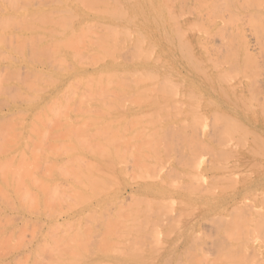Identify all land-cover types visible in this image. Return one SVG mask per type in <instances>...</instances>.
Here are the masks:
<instances>
[{
    "label": "rangeland",
    "instance_id": "1",
    "mask_svg": "<svg viewBox=\"0 0 264 264\" xmlns=\"http://www.w3.org/2000/svg\"><path fill=\"white\" fill-rule=\"evenodd\" d=\"M17 1L18 0H9V1L0 0V18H2V19H0V28H2V29H0V37H1L0 38V48L2 49V51L0 49V71H2V72H0V81L2 80L0 82V125H1L0 126L1 127L0 128V161L2 163L3 162L5 163L4 165H2V163L0 162V166L4 168V169L0 168V180H2V182H4L6 184L5 185L4 183H2L0 181V183H1L0 185H2V186H0V188L3 187V189L2 188L1 189L4 191V192H1L2 190L0 189V193H1L0 195L1 196L3 195L2 197L0 196V264H51V262H52V264H57V262H56L57 260H55V258H52V256H54V255L49 257V255H47L46 252L43 251V247L45 245L44 244H37L38 241L39 242L42 241V240H40V239H43L41 237V235L44 236V234H40V233H43V231L45 229H47V225L52 220V219H49L48 217H51V216L49 215V213L47 214V212L45 213L43 211L42 212L44 214H42V215H40V213H42V212H39V214L36 211L34 212V210H35L34 207H31V206L28 207L30 205V203H29L30 199L27 196L22 197L18 194L17 195L18 198H16L15 195L17 193L15 194L14 190H12V189H16L17 185L14 186L13 185L14 181H12V180H16L15 177H17V176H15L16 174L14 173V167L13 166L11 167V165L9 164L8 161L13 159V155L18 153L19 150L20 151L22 150L21 151L22 154L25 152L23 154L24 156L26 155L33 160H35L38 157L36 164H40L43 162L42 166L44 165V162H48V161L51 162V161H53V159H54V161H56V160L58 161L59 158H62V157H60V155L62 154L60 151V148L62 147L61 143L63 142V141L61 142L62 138L59 139L60 140L59 142H58V139H56V140L54 139V138H58V136H59L58 133H60L59 130H61V129H58V132L57 131L55 132L54 130H55V128L57 130V127L61 121L65 122L63 120L65 118H67V119L70 118L69 120L65 119L67 121L65 123H69L71 125H74L75 120H77V118H78V120L81 119L80 121H77L75 123L76 126L79 125L78 126V128H79L78 129V143H80V145L81 144L83 145L85 143L83 146H86V145L87 146H93V144H94V146H96L98 143L97 141H99V144H100V142H102L105 139L102 143L105 142V144H108V146L111 143L110 147L112 148V146L114 145L113 149H116L118 151L120 150L119 148H121L120 154H119L120 158H118L117 166H118V168L120 167V165H123L124 167L121 166V168L118 169L119 174H118V176H115V178H117V179L112 177L111 178L112 181L110 180V183L111 182H113V184L116 183L115 186H113L112 183H111V185L113 187H111L110 185L107 184L110 187L109 189L118 188L117 189L118 193L116 195L117 196L116 201L117 200L118 201L112 203L110 197L107 198L108 197L107 196L106 198H104L106 196L105 194L106 193L108 194V191L106 193H104L103 195L99 196V199H101L100 197L102 196L103 197L102 199L104 201H106L102 205H103V208L107 211H105L103 208H101L102 210H104V214H102L101 216H98V214H100V212H101V211L99 212V210H101V209H99L97 211L98 207H97L96 203L94 204V205H96L94 209L97 208L96 209L97 212L94 211V212H96V216H95L96 220H98V222L100 224L102 222L101 225L103 226V227H101L98 222H94V223H96L95 226L97 227L96 228L94 226V224H92L95 227L94 231L96 230L94 233H97V231L100 230L101 228H105V221L107 218L106 219L102 218L105 220L103 222L101 220V217H107L108 215H110V213L112 214L114 212V210H115L114 213H117V214L113 213L111 216L113 217V215H115L114 217H118L119 214H122L119 209H121L122 211L124 210L127 213L131 209V211H133L135 214V211L132 210L133 207H135L134 209H138L139 212L142 211V216H139L138 215L139 212H138L137 213L138 216L136 217L137 219L135 217H133L134 219L132 218L130 221L131 224L137 223L136 226H135V224H133V225L129 224V226L133 227L134 229L137 228V226H138L137 229L138 230L140 229L142 232L141 233L139 231L140 235L143 233H146L145 232L146 224H149L150 222H151L150 226L148 227V225H147V228L151 227L154 230H156V229L159 230V231L156 230V232H155L153 229L151 230V228H150V232L148 234L147 233H146V235L143 234L147 238V239L146 238L144 239L143 235L140 236L138 234H136V235L133 234V236H132V234H129L128 232L126 233L127 230L125 231L124 228H122V226L119 225L121 227L120 228L117 225L119 227V229L117 227L115 229H117L119 231L121 230V232L123 230L125 233L123 232V233H121V235L125 234L126 239H127V237L129 240H131L133 238L131 240V242L134 245L132 243H130L129 241H126V239L124 240L125 237L123 235H122L123 236L122 241L123 240L124 241L122 242L121 241L122 236L119 235V237H120L119 240H115V241H116V243H117V241L119 242L118 245H121L124 243L123 244L124 246L121 247V246L116 245L117 248H115V245L112 244V245H114L113 246L114 248H112V250H110L111 249L110 248L109 252L111 254H113V251L117 250L118 253H116V251L114 252V254H113L114 257L112 255L114 262H111V261H113L111 254H109L110 256H108L106 253V252H108L106 250V249H108L107 245L105 246L104 244H101V245L98 244L99 246H101V248H103L101 250V248L99 247V250H101V253L99 252V254H102L103 251L104 252L106 251L103 254L104 256L103 255L100 256L99 254H97V252L93 253L96 250L99 251L97 244H95L96 246H94V247H92L94 244L93 245L91 244L90 247L93 248V251H92V248H90V247L89 248H90V252L93 253L91 255V260L92 259L93 260H92V263L90 262L91 260H88L89 264L90 263L93 264L95 259H96V261H98L97 258L100 259V257L102 258L101 260L103 261L101 263H108V264H110V263H115V264H140V263H142V264H161V263L162 264H192V263L193 264H195V263L196 264H216L217 263V264H221V262H222V264H225V262H223V261H226V264H234V263L235 264H247V263L248 264H258V263L264 264V260H263L264 259V250H262L264 243H261L262 242L261 240L258 241L259 238H257L258 235L261 237H264V228H263L264 227V223H263L264 220L262 219L264 217L263 216L264 215V22H263L264 21V14H263L264 13L263 12L264 11V4H263L264 2H262L261 5L260 4L256 5L260 1L255 0V2H254L251 0L252 4L250 6H248L249 2L245 3L246 0H233V1H238V5H237V7H235V9H236V11H235L233 6H235L234 3L235 4H237V3L234 2L232 4L233 1L225 2L226 0H224V1H222V0H190V5L192 6V4H193L194 10H193V8H192V10L195 13H193V11L190 10V12L192 11V13H193V14L190 12L188 13V14H192V15H190V18L187 17V16H189L187 14L183 15V16L187 15L185 17H182V15L178 17V23L179 24L176 23L177 22L176 21L174 23V25L178 24L180 26V30L181 31L183 30L182 32H184V33H182L183 36H181V35L178 36L179 35L178 34L177 37H175L176 34L173 31L177 30L178 28L176 26H171L170 20H169L170 23H168V19H169L168 14L162 13L159 10L161 5L159 4L160 2H158V0H146V1L145 0H126L128 3L124 2L125 8L123 5L121 6V8L123 7L125 9V10L123 9L122 13L125 14L126 10H128L129 12L126 13L124 16V17L127 16L126 19L122 18V20H125V21H123L122 23H119V25L120 26L122 25L124 28L121 26L118 29L123 31V30H126L125 29L126 26L130 25V27H127V28H130L132 31H134V29H135V31L138 29L137 31L139 32V35L140 36L143 35L145 38L143 36L142 37L145 40H143V44H141L142 42L140 40H142V39H139V35L137 32H136V34L133 33L134 36H131V37L127 36L126 37L125 33H124V35H122L123 34L122 31H120V32H119V30L113 31V33L115 35L122 33L120 36V44L121 45L120 44L119 45L121 46V48H123V50H120L121 51L120 54H123V56H125L126 58H128V57L130 58L132 56L133 57L132 60H134V56L136 57L135 54H137V53H134L135 52L134 51V52H132L133 54H131L130 49H132L134 44L135 45L139 44L140 46H138V47H136L137 45L134 46V47L139 48V49H136L133 47L134 49H132V51L137 50L136 52H138L139 50L142 49V53H144L143 50H145V48H146V50L150 51L151 54L148 53L146 56L148 58H145V56L142 57L143 55L140 54L141 53V51H140L138 54H140L142 56H140V55L138 56V54H137L138 58H135V59L145 60L147 63L149 62L150 64L152 62V65H150L148 63L149 66L150 67L153 66V68H156L161 75L167 74L169 81L161 82V83L159 82L160 85L157 82V84L160 87L159 92H157L155 90V87L153 86L154 82H152V87H154V88H148V89L149 90L153 89L158 94L161 93L160 96L159 95L156 96L154 94L156 96V98L159 96V98H157V99L156 98L154 99L153 98L154 96L153 97L148 96L150 94L153 95L152 92L156 93L155 91L151 90V92L148 93L147 89H145V88L140 89L139 88L140 94H142L143 97L140 94L139 95L136 94V95H138V97L136 95L130 97V95H129V96H126V98H129V99L131 98L130 100H128L126 98L125 99L122 98V101L124 100L122 102L121 98H118V99H120V101L118 100L119 102L118 101L116 102L115 100L117 97L113 98L115 100H112L114 93H112L108 89L114 88V85H115V88L112 90H114V92L120 91L121 88H119V90H117L118 84L116 85V82H122L121 79L119 81L118 78H115L114 76H112V74L114 75V73H115L114 69L109 68L107 70V72L106 71L101 72L100 69L95 71L96 70L95 67L97 69H98V67L102 68L101 65L106 64V63L109 64L107 66H110V64L112 65V63L114 62L111 59L110 60L112 62L111 61H110L111 63L108 62L109 61L107 59L108 57L105 55V49H109V50L113 49V44L110 43L111 44V46H110L109 43H105V39H107V37L109 36V35L105 34V32H107V30H105V29L108 28V26H107V28H105V26L108 24L109 25L115 24L113 22L111 23V21H110L111 18H112V21L114 19H116L115 16H112L113 14H112L111 10L113 9V6L116 3L121 4L124 0H107V1L104 0L105 2L103 0H102L103 2L101 0L100 1L92 0L93 3H95V2L97 3V1H98V3L101 2V4L102 3H103V5L105 4L104 7H108L107 9L102 8V7H100L101 4L99 5L97 3L99 5L98 6L99 9L102 8L103 11H102V9H101V11L97 10L98 9L97 4H93L91 0H90L91 3L89 2L90 6H92V4H93V6L95 5L97 7L96 10H94V9L92 10L93 6H92V8H90L91 10H89V8L87 9V6H85V4L89 5V4H87L88 0H80L82 2H78V5L74 6L75 9L74 8L73 9L75 10L74 11L75 17H74V19H70V21H68V22H70V25L68 24V27L67 28L65 27V29L67 31H64V32H66L68 34L71 33L70 36H72L73 34L76 37L79 36L78 39L76 40L79 42H76V44H75V46L77 47L76 49L78 51V55L71 54V50L69 49V46H68V48H67V46L65 47V45H67L66 43H68L67 40H66L67 42H65V43L62 42V40L65 41V38L64 39L62 38V37H64L63 36L64 32H63V29L62 30L60 29V27H62L60 21L64 18V15H66V13H67V12L66 13L63 12V11H66L64 9L67 8L66 5L63 3V1L58 2V0H41L42 4L39 2V0H37V2L32 1V0H30V1L29 0L28 1L27 0L26 1L25 0H19L18 1L19 3H17ZM83 1L85 2V4H82V3H84ZM120 1H122V2H120ZM132 1L137 4V7L129 5L130 2H132ZM8 2H10V3H8ZM31 2L32 3L34 2L33 4H35V5H33ZM138 2H139V5H138ZM173 2H174V0H173ZM179 2H180V0H177L174 3L178 4ZM191 2H193V3L191 4ZM197 2H198V4L199 3L202 4V5L200 4V6L203 9L197 4ZM228 2L231 3V4H229L230 6H228V8H227L228 11H231L233 8L234 11L232 10L231 12L236 14L235 16L231 15L233 13L228 12L227 9L225 8L226 7L225 5H227ZM161 3H163V2H161ZM169 3H171V0H169ZM45 4H47V5H45ZM62 4H64L65 8L63 7ZM127 4H128V6H127ZM239 5H240L241 9L239 8ZM10 6H12V7H10ZM53 6H55V7H53ZM109 6L111 7V10L109 9L110 8ZM223 6H225V7H223ZM259 6L261 8H259ZM130 7H131V9H130ZM229 7H232V8L229 9ZM49 8H51L53 10V12ZM53 8H55L56 10L58 9L59 11L58 10L56 11ZM30 9H31V12H30ZM46 9L49 12H47ZM135 9L137 10V12ZM198 9H199V11H198ZM238 9H240V10L238 13H236L238 11ZM255 9L259 10L258 11L259 13ZM38 10H40V11H38ZM42 10H43V12H42ZM109 10H110L109 14L108 13L107 14L101 13V12H109ZM253 10H255V11H253ZM45 11H46V14L47 13L50 14L51 12H52L51 14L54 13L53 15H49V18L51 16L54 17V15L55 16L58 15L59 12L65 13V14L64 15L62 14V17H61V13L58 16H56V17L61 18V20L57 21L60 23H55L54 21H56L57 18L55 17L56 19L53 18V19H55V20H53L51 17V20H53L51 22V20L48 18V14L47 15L45 14ZM200 11H201V14H199ZM55 12H58V14L57 13L55 14ZM32 13H33V15H32ZM34 13H36V14H34ZM214 13H215V16H214ZM85 14L86 15L88 14V15L86 16ZM133 14L135 17L133 16ZM247 14H250V15L247 16ZM7 15H9V16H7ZM12 15H14V16H12ZM201 15L204 17L206 16V17L204 18ZM29 16H31V17H29ZM35 16H38V17H35ZM45 16L50 20V22ZM195 16H196V21H195V19H193V18H195ZM13 17H15V18H13ZM104 17H106V18H104ZM130 17L131 18L134 17L136 22L133 19H132V22H130L129 21V20H131ZM186 17L189 20L185 19ZM75 18L79 19L81 22L79 20H75ZM253 18H255V19H253ZM28 20H30L31 24L28 22ZM67 20L68 19H66V21ZM71 20L73 21V23ZM126 20H128V21H126ZM62 21L64 22V19ZM66 21L64 22L65 25L68 23ZM97 21H98V23H97ZM107 21H109V22H107ZM191 21L195 22L196 24L193 25V23ZM198 21L199 22L203 21L202 23H204V25L199 23L198 29H200V31L195 29ZM3 22H5V23H3ZM10 22H11V24H10ZM74 22H77V23H74ZM94 22L96 23V25L100 23L99 25H97L98 28L96 27L98 30L95 28L96 25L94 24ZM190 22L192 23V25ZM222 22H223V24H222ZM8 23H9V26H8ZM40 23H43L45 25H42ZM135 23H137V24H135ZM186 23L187 24L190 23V25H191V27H190L191 29L188 28L189 26L188 27L186 26V29H188V30L190 29L189 32H188V30L186 31V29H185ZM219 23H221L222 25ZM231 23L232 24L234 23V24L232 25ZM4 24H5V26H4ZM75 24H77V25H75ZM102 24L103 25L105 24V26H102ZM183 24H184V26H183ZM6 25L8 26V28ZM31 25H34V27L37 26L36 27L37 30H36V28H33ZM39 25H41L42 27ZM62 25H64V24H62ZM71 25H74V27ZM86 25L88 28L85 27ZM91 25H92V27H94V29L91 27ZM132 25H134V26H132ZM200 25H203L204 27L202 26L203 28L202 27L200 28ZM50 26H51L53 31L51 30V28H49ZM55 26H57V27H55ZM64 26L62 28H64ZM99 26H101V27L99 28ZM136 26H137V28H136ZM208 26L209 27L211 26V27L209 28ZM44 27H46L47 30ZM54 27L57 29H55ZM102 27H103V29H102ZM139 27H140V29H139ZM174 27H175L174 30H170V29H173ZM30 28H32V29H30ZM71 28H75V29L72 30ZM84 28L86 29V31ZM91 28L94 31L89 30ZM121 28H123V29H121ZM192 28H194L193 31H192ZM233 28H235V29H233ZM109 29L111 30L110 26H109ZM109 29H108V31H110ZM166 29H167L168 33L166 32ZM55 30L57 32L58 31H61V32L57 33ZM103 30H104V32H102ZM139 30H142V31L144 30V33L142 31H139ZM54 31L56 32L55 34H54ZM69 31H70V33H69ZM224 31H227L228 33L224 32ZM229 31H231V32H229ZM238 31H240V32H238ZM140 32H142V34H140ZM175 32H177V31H175ZM9 33L11 36L7 35ZM28 33H30L31 35ZM99 33H102L100 35L102 36L101 39L102 40L104 39L103 44H101L102 46L93 45L96 42L94 38L99 39L101 37L99 35ZM110 33H111L110 37L114 36V35H112V32H110ZM202 33H204V34H202ZM33 34L38 35L37 37H39L42 34L39 37V38H41V37L42 38L41 39L38 38L40 41L36 40L37 37L35 35H34L35 37L32 38ZM180 34H181V32H180ZM95 35H98L100 37L95 36ZM191 35H192V37H191ZM8 36L11 38H9ZM28 36H29V38L30 37L31 38L29 39ZM48 36H49V38H48ZM80 37H83L82 40H80L81 39ZM125 37L128 39H126ZM135 37H136V39H135ZM147 37H148V39H147ZM179 37H180V39H179ZM22 38L24 40H22ZM54 38L56 39L55 41H54ZM184 38L186 41L184 40ZM16 39L19 40V42H17ZM27 39L33 40V43ZM138 39H139V42H141V43H138V41H137ZM146 39H147V41H146ZM22 42H23V45L25 43L26 46L25 45L23 46ZM34 42H35V44H34ZM43 42H45V43H43ZM47 42L50 44H48ZM187 42H188V44H187ZM199 42H201V43H199ZM7 43H8V45H7ZM9 43H10V45H9ZM146 43H148V44H146ZM183 43L187 44V46L188 45L189 46L187 47ZM243 43H244V48H243ZM47 44H48V47H49V45H51L52 47L50 46L49 47L50 49L47 48V50H49L50 53L45 51V53L47 54V56H46V55H44L45 53L42 50L46 49ZM182 44L184 46H182ZM73 45H74V42L71 46H73ZM92 45H93V48H92ZM197 45L202 46V47L200 48ZM29 46H30V48H29ZM41 46L44 49H42ZM71 46H70V48H71ZM75 46L72 47V51L74 50ZM98 46L100 47V49H98ZM141 46H142V48H141ZM3 47L6 49H4ZM63 47H65V48H63ZM78 47L81 49L79 50ZM241 47H242V49H241ZM184 48H187V50ZM53 49H55V51L57 50V52L56 53H55V51L53 52ZM58 50H59V52H58ZM189 50H190V53H189ZM29 51H31V52H29ZM33 51L35 53L38 51H41V52H38V53H40L38 55V53L35 54ZM169 51H171V52H169ZM100 52H101V54H100ZM27 53H30V54H27ZM56 54L57 55L59 54V55L57 56ZM241 54H243V56ZM23 55H25V56H23ZM27 55H30V56L32 55L31 58H33V60L31 59L32 61H29L28 58H30V57L28 56V58H27ZM54 55H55V58L53 57ZM71 55L76 57V59L74 60V58ZM238 55H240L241 57ZM34 56L36 59H34ZM37 56H39V58ZM45 56H46V59H45ZM151 56L154 59H152ZM50 57L54 58V59H51ZM149 57H151V59ZM47 58H50L49 62H45V61H48ZM63 58L65 59V61ZM93 59L97 62H95ZM239 59H241V60L239 61ZM70 60L72 62H70ZM75 61L78 62V64ZM238 61L241 62L242 64L240 65V63ZM8 62L10 64L7 65ZM12 62H13V64H12ZM49 63H51V64H49ZM63 63H65V64H63ZM75 63H76V65H75ZM84 63H85V65H84ZM57 64H59V65L57 66ZM66 64L68 66V69H67ZM69 64H72V65H70L72 67H69ZM34 67H35V69H34ZM76 67H78V68H76ZM79 67H81L82 69ZM205 67H206V69H205ZM1 68H2V70H1ZM16 68H19V69L16 70ZM38 68H41V69H38ZM165 68H166V70H165ZM214 69L216 70V72ZM19 70H21L22 73L19 72ZM49 71H50V73H49ZM70 71L72 72V74ZM93 71H95V73ZM96 72H97V74H96ZM99 73H101V74H99ZM102 74L105 75V77L107 76L110 78L106 77L107 78L106 79ZM179 74H180V76H179ZM79 75L82 77H80ZM86 75L89 77L91 76L93 78H94L93 75H95V78H97L96 82L99 80H101V81L104 80V82H101L100 85H103V83H104L107 87H110V85H111V87L106 90L107 87L103 88L101 86L103 88V90H102V88H99L98 83L94 82L95 78L92 81H91L92 78L89 79L90 81L89 80L86 81L87 78L82 79V78H85ZM190 75H192V76H190ZM219 75H220L221 79H223V77H224V79H223L224 83L223 82L217 83ZM225 76H226V78H225ZM42 77H44V78H42ZM78 77H80L79 80L82 79L80 82L86 81L89 86L87 85L86 82H85V85H87V86H85L84 83L78 84L77 83L79 81ZM71 78L72 79L74 78L75 81L72 80ZM103 78H105L106 81L109 79V81L106 82L105 79H103ZM7 79H9V80H7ZM116 79H118V80L116 81ZM237 79H239V80H237ZM69 80H70V83H68L69 84V86H68L66 81L68 82ZM76 80H78V81H76ZM213 80L215 81V83ZM72 81L75 82V84L73 83L75 86H76V84L78 85V87L76 89L80 90L82 87H84V88H82L80 91L75 90V88L72 84V89L74 88L72 90L70 87L71 86L70 84ZM189 81H191V82H189ZM93 82H94V84H93ZM99 83H100V81H99ZM124 83L127 85V87L130 90H132V91L129 90V92H133V90H135L137 88L136 89L137 91L135 90L133 92V94L135 92L139 93V91H138L139 86L142 88L145 85V83L147 84V82H145L144 85L141 86L142 82H139L140 84H137L138 82H136V83L134 82L135 85H133V82H131V84L129 82H124ZM148 83L149 84H147V85L150 86L151 82H148ZM220 83H221V85H220ZM129 84H130V86H129ZM157 84H154V85L156 86ZM80 85H81V87H80ZM82 85H84V86H82ZM131 85H133V86H131ZM136 85H138V86H136ZM120 86L121 85L119 84L118 87H120ZM133 87L135 89H133ZM159 87L156 86L157 89H159ZM163 87H164V89H163ZM224 87H225V89H224ZM65 89H67V91H65ZM84 89L85 90L87 89L89 92L88 91H86V92H88V93L92 92L91 96H89V94L87 93V98H88V96L91 98L86 99V95L82 96V94H86ZM98 89H101V90H99L101 92L100 97L102 94H106L105 91L107 93H108V91H110L113 95H111V93L109 95L106 94V96H108V97L110 95L112 96V97L110 96V98H107L105 96L107 98V100L104 97L99 98L98 97L99 95L97 96ZM63 90L65 92H67L66 94H68V93L69 94L72 93L71 95L76 94L74 96L70 95L71 99H73V100L67 99L65 97V94H64L65 92L62 93ZM68 90L71 91V93ZM82 90H84V91H82ZM91 90H93V91H91ZM239 90H241V91H239ZM235 91H236V93H235ZM121 92H123V91H121ZM59 93H61V94L59 95ZM77 93H78L79 98L77 97ZM79 93H80V95H79ZM118 93L120 94V92H118ZM145 93H148V95L147 94L145 95ZM176 93H178V95ZM62 94H64V95H62ZM119 94H118V96H119ZM47 95H49V98L47 97ZM55 95L57 97L59 95L60 97L57 98ZM125 95H128V94H125ZM53 96H55V97H53ZM67 97H68V95H67ZM70 97H68V98H70ZM73 97L74 98L76 97L78 99H74ZM80 97H81V99H80ZM123 97H124V95H123ZM180 97H182V99H184V100H182ZM59 98H61V100L62 99L63 100L60 101ZM84 98L87 102H84L85 101ZM58 100H59V102H58ZM75 100L77 101V104L73 103L71 105L70 103H72V102H70V101L76 102ZM151 100H153V101H151ZM166 100H167V103H166ZM193 100H194V102H193ZM237 100H238V102H237ZM88 101H91V102H88ZM129 101H131V102H129ZM182 101L183 102L185 101V102L183 103ZM57 102H58V104H57ZM95 102H97V103H95ZM121 102H122V104H119ZM128 102L131 104H129ZM228 102H230L229 104L231 106L228 104ZM60 103H61V105H60ZM113 103H115V104H113ZM168 103H170V104H168ZM185 103H186V105H185ZM68 104H70V105H68ZM98 104H99V107L97 106ZM38 105L41 107L39 108ZM73 105H76V106H73ZM79 105H82V106L79 107ZM249 105H250V107H249ZM83 106H86V107H83ZM114 107L117 109H113ZM36 109H38L39 111ZM127 109L128 110L130 109L131 111L128 112ZM132 109H133V111H135V110L138 111L139 109L140 110L138 112L135 111L133 113ZM161 109H162V111H161ZM104 110H107V112ZM235 110L236 111L238 110V111L235 112ZM31 111H33V112H31ZM165 111H167V112L169 111L171 113V115L169 112L167 113ZM224 111H226V112H224ZM67 112H69V113H67ZM72 112H76L75 114L77 116ZM239 113H240V115H239ZM72 114H73V116H72L73 118L70 117ZM124 114L126 117L124 116ZM131 114H133V115H131ZM60 115L63 117V119L60 118ZM64 116H66V117H64ZM82 116H84V117L87 116V117L84 118ZM109 116H111V118H109ZM114 116H116V117H114ZM119 116H121V117H119ZM92 117H94V118H92ZM152 117H154V118H152ZM184 117H185V119H184ZM17 118H20V120L21 119H23V120L20 121L19 119L17 120ZM115 118H117V119H115ZM118 118L119 119L125 118V120L122 119V121H124L122 123L121 119H120V121H121L120 122ZM144 118H145V120H144ZM187 118H189V119H187ZM71 119L72 120L74 119L73 122ZM146 119H148V120H146ZM97 120H99V122L101 120L103 121V122H100L101 125L100 124H98L97 126L95 124L92 125V123H98V122H93V121H97ZM10 121H12V122H10ZM84 122L86 123V126H85ZM157 122H158V124H157ZM26 123H27V125H26ZM36 123H38L40 126H37ZM87 123H89V124H87ZM111 123L112 124L116 123V124L112 125ZM148 123H149V125H148ZM118 124L119 125L121 124L120 129H119L120 131H117L119 128ZM53 125H55V127ZM90 125H92V127L93 126H96V127H93L94 129H92V127ZM41 126L43 129H41ZM88 126L91 128V129L89 128V130L87 129L88 133L90 132V134H92V135L89 134V136H91V137L94 135L95 136L99 135V136L98 137H92L94 139L90 138L89 136L86 137L88 134L84 133L83 129L86 130V128ZM156 126H157V128H156ZM160 126H162V127H160ZM99 127H100V129H99ZM6 128L9 130H7ZM24 128H27V129H24ZM58 128H61V127H58ZM29 129L31 132H28ZM11 130H12V132H11ZM14 130H15V132H14ZM82 130H83V132H80ZM87 130L85 132H87ZM160 130L162 133L159 132ZM189 130H190V132H189ZM7 131L11 132V134L8 133ZM91 131H92V133H91ZM16 132H17V135L15 134ZM104 132H105V134H104ZM27 133H28V135H27ZM55 134H57V136H55ZM103 135H104V137H103ZM105 135H108V136H105ZM32 136H33V138H32ZM34 136H35V139H34ZM60 136H62V135H60ZM15 137L16 138L18 137V139H16ZM12 138L15 139V141H13ZM19 138H20V140H19ZM24 138H26V139H24ZM82 138H84V139L82 140ZM87 138H88V140L85 141V139H87ZM99 138L101 139V141ZM154 138H156L157 140ZM10 139H12V140H10ZM79 139L81 140V142ZM90 139H92V140H90ZM96 139H98V140H96ZM106 139H107V142H106ZM133 139H134V142H133ZM28 140H30V141L32 140L31 143L30 142L28 143L27 142ZM34 140H37V142ZM108 140H110V141L108 142ZM53 141H55V142H53ZM16 142H17V144H16ZM32 142H34V143H32ZM56 142H57V144H56ZM92 142H93V144H92ZM112 142H114V144H112ZM13 143L15 145H13ZM26 143H28V145ZM35 143H36V145H34ZM37 143H39V144H37ZM102 143L100 145H102ZM10 144H11V146H9ZM105 144H103V146H107ZM6 145H7V147H6ZM44 145H45V147H44ZM118 145H120V147ZM26 147H27V149H26ZM39 147H40V149H42V148H43V150L45 149V151L38 149ZM47 147H48V149H47ZM159 147L160 148L162 147L160 149V151H159ZM19 148H21V149H19ZM79 148H81L83 150V148L78 145V149ZM11 149L14 150V152ZM84 149H86V150H83V151H87V150L92 149V148H84ZM30 150H31V152H30ZM33 150L35 153L37 151L39 156L41 155L40 158H39V156H36V155L33 156V154H34ZM125 150H126V155H125ZM143 150L144 151L146 150V151L143 152ZM83 151H82V154H83ZM131 151H133V152H131ZM134 151L136 153H134ZM140 151H142V152H140ZM51 152H53L55 154H50ZM137 152L138 153L140 152L139 153L140 161H139L138 157L134 156V154L136 155ZM46 153L51 155V157H49V158H51L52 160L48 159V157L46 156L47 155ZM56 153H58V154H56ZM88 153L90 156L91 153L90 152H88ZM141 153H142V156H141ZM9 154H11L12 156ZM82 156H84L87 159L89 158L88 160L93 159V156L89 157L87 153H86V155H82ZM144 158L146 160H148V162H146ZM242 158H244L245 160ZM149 159L150 160L152 159L151 161H154V162H151ZM246 159L247 160L249 159V160L247 161ZM104 160L108 161V159H106V158H104ZM104 160H103V157L100 159L101 162H103ZM79 161H80V164L81 163L84 164L81 160H79ZM119 161H121L119 163L120 165L118 164ZM7 162H8V166H10L9 170L7 168V165H6ZM30 162H32V161H30ZM238 163H241V164H238ZM242 163H244V164H242ZM82 164H81V167H82ZM247 164H248V167H247ZM79 165H78V168L82 169ZM230 165H234V166H236V168L239 167L238 168L239 171H237L238 169H236V168L234 169V166L230 167ZM84 166H83V168H85ZM240 166H242L243 168ZM10 168H12V170ZM43 168L44 167H41L40 169L38 168V170H42L41 173H39V174H44L43 176L39 175L40 177L46 178V180H49L50 178H55L54 180L56 182L60 181L58 183L60 186H61V184H63V181L61 179L65 180V178H63L62 175L59 177L58 175L54 174L56 177H53L54 175L50 174V177L47 179L49 173L48 172L44 173L45 170ZM104 169H105V171H104ZM10 170H11L12 174L10 173ZM38 170L36 171L35 175L38 174ZM134 170L137 172H134ZM250 170H252V171L250 172ZM103 171H104V174H107V172L110 174H113L112 172L109 171L108 166L104 167ZM78 172L80 173V172H82V170L81 171L79 170ZM237 172H238V174H237ZM6 173L10 174L11 178H10V175L7 174L8 175L7 176ZM47 173H48V175H45ZM83 173L85 175L88 172H86V170L84 169ZM239 174H240V176H239ZM244 174L249 175L248 180H250L248 183H246V185L243 184V182L240 183L242 180V177H245ZM51 175H53V176H51ZM45 176H47V177H45ZM104 176L105 175H103V177ZM124 176L126 179L123 178ZM12 177H14V178H12ZM56 178H57V180H56ZM83 178H81V179L84 180ZM191 178H192V180H191ZM232 178H234V179H232ZM25 179H27V177ZM114 179L118 180V181L114 182ZM119 180L121 181V183ZM126 180H127V182H126ZM190 180H191V182H190ZM137 184L141 185V186L143 185L144 188L149 190L148 192H150V190L151 191L155 190L156 193L152 191L151 193H153V194L150 193L148 196H144V200L140 199L143 197L134 198L135 196L133 197L132 191L135 189V187H138ZM12 186H13V188H12ZM200 186H201V188H200ZM131 188H133V189H131ZM249 189H250V191H247ZM32 190H34V189H32ZM161 191L164 192L165 195L163 193H161ZM10 192H13V193H10ZM40 192H41V190H40ZM40 192H37L38 196L40 198L37 196L36 199H38V198L43 199V197H42L43 195L41 193L42 196H40ZM112 193H110V194H112ZM154 194L157 196L155 197ZM231 194L234 197L230 196ZM5 195L6 196L8 195L9 198H8V196L6 198ZM187 196H188V199L184 198L185 199L184 200L181 198V197H187ZM145 197H146V199H145ZM189 197H190V199H189ZM217 197H219V198H217ZM235 197L238 199H236ZM156 198L159 201L156 200ZM159 198L160 199L162 198V199L160 200ZM241 198H243L242 199L243 202L240 200ZM25 199H26V201H25ZM108 199H110V201ZM121 199L123 201H121ZM137 199H140V200H137ZM232 199H236L234 203H233ZM257 199L259 201H257ZM27 200H28V203H26ZM135 200L138 201L139 203H141V202L143 203V201H145V202L143 204L141 203V205H140L138 202L136 203ZM148 200L149 201L152 200L151 203H149ZM153 200L155 201V203ZM133 202L136 204L135 206H134ZM223 202L224 203L226 202L225 203L226 205L223 204ZM228 202H229V206L227 205ZM110 203L113 205H111ZM24 204L25 205L27 204L26 207L23 206ZM147 204H149V206L151 205L150 208ZM94 205L92 207H94ZM127 205L128 206L133 205V206H132V208L129 209ZM142 205L144 206V208H141ZM167 205H168V207H167ZM137 206H139V208H141V210ZM92 207L90 206V209H93ZM115 207H116V209H115ZM145 207H146V209H145ZM152 207H154L155 211L153 210ZM117 208H118V212H117ZM151 208H152V211H154L153 213H152V211H150ZM30 209H31V211H30ZM126 209H127V211H126ZM144 209H145V213L143 212ZM148 209H150V210H148ZM252 210L254 211V213ZM89 211L90 210H88L87 214L89 213ZM124 211H123V213H124ZM147 211L149 214L146 213ZM106 212H108L109 214H105ZM158 212H159V214L156 216V213H158ZM251 212L255 215V217L259 214V218H256L257 220H255V222L259 221V224L261 223L260 225L263 224L261 227V231L263 233L256 230V234L258 233V235H256V234L254 235L255 237L257 236L256 238H253L254 237V236H252L253 232H252V234L240 233V230H242V227L244 226L245 221L252 217L253 214ZM84 213H86V212H84ZM127 213H125V214H127ZM222 213H223V215H222ZM145 214H147L149 217L151 215H155V218L157 217V219H154V216H151L152 218L150 220H152V221H150V220L147 221L149 219V217L147 218V216ZM37 216H40L39 217L40 219ZM143 216L146 217L147 220ZM260 216L262 217L261 218V220H263L262 222L260 221ZM54 217L57 218V221H60V218H61V220L63 218L62 215H58V216L55 215ZM179 217H181V218L185 217V219L184 218L183 219L186 221H184L183 219H181ZM255 217H252V218L255 219ZM55 218H54V220H55ZM113 218H111V220ZM141 218L143 219V221L140 220ZM212 218L213 219L215 218V222ZM48 219H49V221H48ZM178 219H180V220H178ZM40 220L42 221L43 225H42ZM114 220H115L114 223L116 224V220H118V219H114ZM121 220L122 219H120L117 222V224L118 223H120V224L124 223V221L123 220L121 221ZM138 220H140V221L138 222ZM216 220H218V221H216ZM221 220H223V221L225 220L224 221L225 223ZM34 221H35V223H34ZM38 221L40 222V224L42 226H39L40 224ZM153 221H155V222H153ZM158 221H159V223H158ZM173 221H175V223ZM188 221H190L189 226L186 225V227H184ZM44 222H46V223L44 224ZM217 222H218V224H217ZM220 222L224 223V226H222L223 224H221ZM140 223H142L141 224L142 226L139 225ZM156 223H158L160 226ZM170 223L173 226L171 228L168 227V226H171ZM37 224H38V226H37ZM177 224H179V225H177ZM34 225H36V226H34ZM161 225L164 226V228H162V231H164L165 233L160 232L161 230L159 228H161ZM218 225L222 229L219 228ZM27 226H28V228H27ZM166 226H167V229H166ZM254 226H256V224ZM30 227H32V228H30ZM155 227H158V228H155ZM141 228H143L144 231ZM179 228H181L182 230ZM217 229L219 231H221V230L222 231L219 232V231H217ZM101 230L105 232L106 229L105 230L101 229ZM177 230H179V231H177ZM128 231H132V230H128ZM132 232H134V231H132ZM136 232L139 233L138 231H136ZM174 232H177V233H174ZM100 233L101 232L94 234L96 236L92 235L91 238H93L95 240V237L97 239L100 237L99 239H101V237L104 234L101 233L103 235L100 236ZM222 233L225 235H222ZM150 234H152L151 237L149 236ZM155 234L157 236H155ZM163 234H164V236H163ZM165 234L167 235V237H165L166 236ZM182 234H185V235L190 234L191 237L189 236V238H185V235H183V237L185 238L184 239L181 236ZM31 235H33V236H31ZM97 235H99V236H97ZM147 235L149 238L147 237ZM159 235L160 236L162 235L161 239H160ZM172 235H174L177 238L179 236V238L181 237V239H183L184 241L179 239V238L175 239V237L173 238ZM134 236H137V237L134 238ZM248 236H250V237H248ZM157 237H159L160 240ZM226 237H227V239H226ZM140 238L144 239L145 242L142 240H141V242H139ZM152 238H154L155 240ZM36 239H37V241H36ZM97 239H96V241H97ZM228 239L231 240L232 243L235 242L237 244H235V243L229 244L230 242ZM235 239H236V241H235ZM260 239H262V238H260ZM94 240L92 241V243L94 242ZM176 240H178V242L181 240L182 243L181 242L178 243ZM96 241L94 243H96ZM155 241H156V243H155ZM195 241L197 244H195ZM226 241H228L229 243L226 244ZM237 241H239V242H237ZM125 242L128 244L130 243V244L125 245ZM136 242L142 243V244H138V243L136 244ZM169 242H171V243L169 244ZM216 242H218V243H216ZM250 242H251V245H250ZM259 242H260V244H259ZM2 243H5V244H2ZM192 243H194V244H192ZM154 244H155V246H153ZM135 245L136 246L142 245L143 250H144V248H145V250L148 249V251L144 252L142 255L138 254L140 256L139 260H138V258H135L134 256H133L134 258L132 257L133 260L131 258V256L135 254V253L134 254H132V253L134 251H136ZM170 245H172V246H170ZM187 245H188V247H187ZM41 246H42V249H40ZM127 246H131V248L130 247L126 248ZM139 246H138V248L142 249ZM180 246H181V248H183L182 246H184L185 249L184 248L181 249ZM203 246H204V248H203ZM118 247H121V248H119L120 250L118 249ZM165 247L168 250L166 249L167 251L165 250V252L167 254L163 255L160 252L162 250H164ZM256 247H258V248L261 247V251L259 252L260 254L256 253L257 255H253L251 252H248V254L244 253V252L242 253L241 251H240L241 253L237 252V250H239V248L240 249L241 248H244V249L248 248V250L249 249L252 250V248H256ZM94 248H95V250H94ZM186 248H188V250ZM124 249L129 250L131 252L133 251L132 253L130 252L131 256L128 253H126L128 255L125 256L124 254L126 251ZM223 251L225 253H223ZM122 252H124V254H122ZM142 252L143 251H141V253ZM119 253H121L123 257H121V256L119 257V255H121ZM137 253H139V252H137ZM211 253H213V254H211ZM90 254L91 253H89V255ZM94 254L97 256H100V257L96 258V256ZM115 254L118 257H116ZM160 254H162L163 256L161 257ZM92 256L94 258H92ZM124 256L127 258L124 259ZM170 256H172V257H170ZM224 256H226V257H224ZM244 256L246 257V260H245ZM144 257H145L146 261L140 262V261L145 260ZM88 258L90 259V256ZM105 258H107L108 262H107V260L104 261ZM120 258H122V260H120ZM232 258H233V260H232ZM251 258L253 260H251ZM260 258H261V260H260ZM123 259L125 260V263L123 262L124 261ZM129 259H130V261H129ZM142 259H144V260H142ZM226 259H229V260H226ZM230 259L232 261H230ZM54 260L56 263L53 262ZM101 260H99L98 262L95 261L96 263H94V264H97V263L101 264L100 263ZM137 260H138V263H137ZM149 260H150V262H149ZM244 260L246 263L243 262ZM128 261L130 263H127ZM88 263H86V264H88Z\"/></svg>",
    "mask_w": 264,
    "mask_h": 264
},
{
    "label": "bare ground",
    "instance_id": "2",
    "mask_svg": "<svg viewBox=\"0 0 264 264\" xmlns=\"http://www.w3.org/2000/svg\"><path fill=\"white\" fill-rule=\"evenodd\" d=\"M7 1H9V0H7ZM19 1V0H18ZM17 1V3H19ZM26 1V0H25ZM28 1V0H27ZM30 1V0H29ZM32 1H36L37 2V0H32ZM59 1H63V3L66 5V9H64V10H66V11H63V12H67L66 13V15H64L65 13H61V12H59V14L61 13V17H62V14L64 15V22L66 21V19H68L66 22H68V21H70V19H74V17H75V13H74V9H75V7L74 6H76V5H78V2H82V1H78V0H58V2ZM92 1V0H91ZM98 1H100V0H98ZM98 1H97V3H98ZM102 1V0H101ZM104 1V0H103ZM102 1V2H103ZM107 1V0H106ZM146 1V0H145ZM175 1H177V0H174V2ZM222 1H224V0H222ZM227 1H233V0H226L225 2H227ZM251 0H246L245 1V3L246 2H249V4H248V6H250L251 4H252V1H254L255 2V0H252L251 2H250ZM256 1H258V0H256ZM260 2L259 3H257L256 5H261V3L262 2H264V0L262 1V0H259ZM39 2L41 3V0H39ZM84 2V1H83ZM87 2V1H86ZM90 0H88V2H87V4H89V5H86L85 4V2L84 3H82V4H85V6H87V9L89 8V10H91L90 8H92V6H93V4H97L95 1V3H93V1H92V6H90ZM105 2V1H104ZM120 2H122V1H120ZM124 2L126 3L127 1L126 0H124L121 4L119 3V4H115L114 6H113V9L111 10V7L109 8L110 10H111V12H112V16H115V18L116 19H114L113 21H112V16L110 17L111 19H110V21H111V23L113 22V23H115V24H111V25H106L105 26V24L103 25L102 24V26H105V28H107V26H108V28L107 29H105V30H107V32H105V34L106 35H109L108 37H107V39H105V43H109V45L111 46V44H113V49H111V50H109V49H105V55L108 57H106L109 61L108 62H110L111 60H113L114 62L112 63V65L110 64V66H107V65H109V64H102L101 66H102V68H99L98 67V69L95 67V71H97V70H99L100 69V71L102 72V71H106L107 72V70L110 68V69H114L115 70V73H114V75L112 74V76H114L115 78H118L119 79V81H120V79H121V81L122 82H116V85L118 84H120L121 86L120 87H118V85H117V90H119V88H121L120 89V91H117V92H114V90H112V89H114L115 88V85H114V88H112V89H108V88H110L111 87V85H110V87H107L104 83H103V85H100L101 84V82H104V80H99L100 81V83H99V81H97L96 82V79L97 78H95V75L97 74V72H96V74L95 75H93L94 76V78H95V80H94V82H96V83H98V86H99V88H105V87H107L106 88V90L108 89V90H110L112 93H114V95L110 92V91H108V93L105 91V93L107 94V95H109L110 93H111V95H113V97H112V100H115V99H113V98H116V102L119 100L120 101V99H118V98H121V101H122V98L123 99H125L126 98V96H129L130 95V97L131 96H135L136 94H140V91H139V88L140 89H143V88H145V89H147L148 91V93H150L151 92V90H153V89H148V88H154L155 87V90L157 91V92H159V90H160V87H159V82L161 83V82H166V81H169V78L167 77V74H165V75H161L160 73H159V71L156 69V68H153V66L152 67H150L149 66V64L145 61V60H140V59H135V58H138L137 57V54L141 51V53L140 54H142V55H140V54H138V56L140 55V56H142V57H144L145 56V58H148V57H146L147 56V54L148 53H150V51H148V50H146V48H145V50H143V52L145 53H142V46H141V50H139L138 52H136L137 50H133L132 51V49H134V48H136V47H138V46H140L139 44H134V46H136V47H132V49H130L131 50V54H133L132 52H134V53H137V54H135L136 55V57L134 56V60H132L133 59V57L131 56L130 58L128 57V58H126L125 56H123V54H120V50H123V48H121V44H120V36H121V34L122 35H124V33H125V35H126V37L128 36H134V34H136V32L138 33V35H139V32L136 30L135 31V29H134V31H132L130 28H127V27H130V25L129 26H126V30H119L118 28H120L121 26L119 25V23H122L123 21H125V20H122V18H124V19H126V17H124L125 16V14L126 13H128L129 11L128 10H126L125 11V14L124 13H122V11H123V9L125 8V6H124ZM158 2H160L159 4L161 5V7L159 8V10L162 12V13H167L168 14V23H170V25L171 26H176L178 29L177 30H174L175 29V27L173 28V29H170V30H174L173 32L176 34L175 35V37H177V35L178 36H183L182 35V33H184V32H182L181 30H180V26L178 25L179 23H178V17L179 16H181L182 15V17H185V16H187V15H189V16H187V17H189L190 18V15H192L193 13H195L193 10H194V6H193V2H191V4H192V6L190 5V0H180V2L178 3V4H175L174 2H173V0H171V3H169V0H158ZM161 2H163V3H161ZM234 2H236L237 4H235ZM253 2V3H254ZM8 3H10V2H8ZM32 3V2H31ZM34 3V2H33ZM32 3V4H33ZM113 3V2H112ZM128 3V2H127ZM169 3V4H168ZM234 3V5L235 6H233V8L235 9V7H237V5H238V1H233L232 2V4ZM42 4V3H41ZM61 4V3H60ZM64 4H62L63 5V7L65 8V6H64ZM80 4V3H79ZM99 5L101 4V2L100 3H98ZM97 4V7L99 6ZM110 4V3H109ZM197 4H198V2H197ZM200 4L201 3H199L198 5L200 6ZM204 4V3H203ZM226 4V3H225ZM229 4H231L230 2H228L227 3V5H225V6H223V7H225L226 9L228 8V6H230ZM246 4V5H247ZM264 4V3H263ZM21 5V4H20ZM33 5H35V4H33ZM32 5V6H33ZM45 5H47V4H45ZM103 3L101 4V6L100 7H102V8H108V7H104L105 6V4L103 5ZM124 6V8L122 7L121 8V6ZM129 5H131V6H135V7H137V4L136 3H134L133 1L132 2H130V4ZM138 5H139V2H138ZM202 5V4H201ZM207 5V4H206ZM9 6V5H8ZM84 6V5H83ZM84 6V7H85ZM127 6H128V4H127ZM126 6V7H127ZM156 6V5H155ZM197 6V5H196ZM208 6V5H207ZM10 7H12V6H10ZM26 7V6H25ZM53 7H55V6H53ZM78 7V6H77ZM95 5L93 6V8H92V10L94 9V10H96V8H97ZM198 7V6H197ZM201 7V6H200ZM254 7V6H253ZM32 8V7H31ZM52 8V7H51ZM51 8H49V9H51ZM61 8V7H60ZM74 8V9H73ZM101 8V9H102ZM116 8V9H115ZM192 8H193V10H192ZM199 8V7H198ZM202 8V7H201ZM230 8H232V7H229V9ZM233 8H232V10H233ZM239 8H240V5H239ZM259 8H261L260 6H259ZM14 9V8H13ZM48 9V10H49ZM54 10H56L55 8H53ZM101 9H99V7H98V9L97 10H100L101 11ZM127 9V8H126ZM130 9H131V7H130ZM146 9V8H145ZM203 9V8H202ZM241 9V8H240ZM240 9H238V11L236 12V13H238L239 12V10ZM249 9V8H248ZM258 9V8H257ZM257 9H255L257 12L259 11V10H257ZM17 10V9H16ZM35 10V9H34ZM33 10V11H34ZM52 10V9H51ZM50 10V11H51ZM58 10V9H57ZM56 10V11H57ZM110 10H109V12H101V13H104V14H109L110 13ZM125 10V9H124ZM136 10V9H135ZM190 10H192L193 11V13H192V11L190 12ZM218 10V9H217ZM231 10V11H232ZM255 10H253V11H255ZM32 11V12H33ZM38 11H40V10H38ZM37 11V12H38ZM46 11H47V9H46ZM46 11H45V14H46ZM59 11V10H58ZM99 11V12H100ZM102 11H103V9H102ZM105 11V10H104ZM108 11V10H107ZM134 11V10H133ZM198 11H199V9H198ZM227 11H228V9H227ZM231 11H228V12H231ZM234 11V10H233ZM235 11H236V9H235ZM246 11V10H245ZM252 11V12H253ZM30 12H31V9H30ZM42 12H43V10H42ZM47 12H49V11H47ZM52 12H53V10H52ZM51 12V13H52ZM88 12V11H87ZM86 12V13H87ZM136 12H137V10H136ZM192 13V14H188V13ZM264 12V11H263ZM22 13V12H21ZM39 13V12H38ZM49 14V13H47L48 14V18H49V15H53V14ZM58 14V12H55V14ZM132 13V12H131ZM130 13V14H131ZM147 13V12H146ZM231 13H233V12H231ZM259 13V12H258ZM31 14V13H30ZM34 14H36V13H34ZM40 14V13H39ZM46 14V15H47ZM58 14V15H59ZM80 14V13H79ZM139 14V13H138ZM184 14H187V15H185V16H183ZM199 14H201V11L199 12ZM203 14V13H202ZM253 14V13H252ZM264 14V13H263ZM262 14V15H263ZM15 15V14H14ZM14 15H12V16H14ZM27 15V14H26ZM32 15H33V13H32ZM38 15V14H37ZM58 15H56V16H58ZM86 15V14H85ZM84 15V16H85ZM88 15V14H87ZM86 15V16H87ZM96 15V14H95ZM136 15V14H135ZM159 15V14H158ZM163 15V14H162ZM208 15V14H207ZM218 15V14H217ZM231 15H236V14H231ZM250 14H247V16H249ZM257 15V14H256ZM7 16H9V15H7ZM55 15H54V17H52V19L53 18H55L56 17ZM100 16V15H99ZM103 16V15H102ZM131 16V15H130ZM133 16H134V14H133ZM139 16V15H138ZM137 16V17H138ZM202 16V15H201ZM214 16H215V13H214ZM219 16V15H218ZM2 17V16H1ZM17 17V16H16ZM25 17V16H24ZM29 17H31V16H29ZM35 17H38V16H35ZM46 17V16H45ZM51 17L49 18L50 20H51ZM81 17V16H80ZM101 17V16H100ZM135 17V16H134ZM131 18V20H129L130 22H132V19L133 20H135V18ZM187 17L185 18V19H187ZM202 17H204V16H202ZM206 17V16H205ZM204 17V18H205ZM13 18H15V17H13ZM19 18V17H18ZM34 18V17H33ZM47 18V17H46ZM47 18V19H48ZM57 18V19H56ZM55 19H56V21H54L55 23H60L61 22V26L63 27L64 25H65V23L61 20V18H59V17H56ZM85 18V17H84ZM87 18V17H86ZM104 18H106V17H104ZM154 18V17H153ZM156 18V17H155ZM200 18V17H199ZM219 18V17H218ZM217 18V19H218ZM0 19H2V18H0ZM5 19V18H4ZM17 19V18H16ZM20 19V18H19ZM30 19V18H29ZM39 19V18H38ZM46 19V20H47ZM48 19V20H49ZM55 19H53V20H55ZM129 19V18H128ZM193 19H195V21H196V16H195V18H193ZM253 19H255V18H253ZM259 19V18H258ZM13 20V19H12ZM33 20V19H32ZM47 20V21H48ZM50 20H49V22H50ZM53 20H51V22L53 21ZM61 20V21H60ZM75 20H79V19H76L75 18ZM90 20V19H89ZM109 20V19H108ZM141 20V19H140ZM151 20V19H150ZM169 20H170V22H169ZM187 20H189V19H187ZM203 20V19H202ZM207 20V19H206ZM260 20V19H259ZM262 20V19H261ZM35 21V20H34ZM45 21V20H44ZM57 21H60V22H57ZM72 21V20H71ZM80 21V20H79ZM126 21H128V20H126ZM158 21V20H157ZM177 21V22H176ZM201 21V20H200ZM204 21V20H203ZM202 21V22H203ZM223 21V20H222ZM258 21V20H257ZM28 22L30 23V20H28ZM39 22V21H38ZM81 22V21H80ZM83 22V21H82ZM107 22H109V21H107ZM135 22H136V20H135ZM144 22V21H143ZM156 22V21H155ZM161 22V21H160ZM178 23L177 25L175 24L174 25V23ZM192 23H193V25L194 24H196L195 22H193V21H191ZM190 22V23H191ZM202 22H197V26H196V30H198V31H200V29H198L199 28V23L200 24H203L204 25V23H202ZM264 22V21H263ZM3 23H5V22H3ZM7 23V22H6ZM28 23V24H29ZM72 23H73V21H72ZM71 23V24H72ZM74 23H77V22H74ZM86 23V22H85ZM93 23V22H92ZM97 23H98V21H97ZM142 23V22H141ZM190 23L189 24H185V29H186V26L188 27V28H190L191 27V25H192V23H191V25H190ZM10 24H11V22H10ZM31 24V23H30ZM40 24H42V25H45V24H43V23H40ZM52 24V23H51ZM62 24H64V25H62ZM68 24L70 25V22H68L65 26H64V28H62V27H60L59 25V27H60V29L62 30L63 29V32L64 31H67L66 29H65V27L67 28L68 27ZM94 24L96 25V23L94 22ZM100 24V23H99ZM99 24H97V25H99ZM135 24H137V23H135ZM134 24V25H135ZM206 24V23H205ZM219 24H221V23H219ZM222 24H223V22H222ZM221 24V25H222ZM232 24V23H231ZM234 24V23H233ZM232 24V25H233ZM48 25V24H47ZM75 25H77V24H75ZM94 25V26H95ZM97 25L95 26V28L97 27ZM134 25H132V26H134ZM150 25V24H149ZM182 25V24H181ZM203 25H200V28L203 26ZM236 25V24H235ZM4 26H5V24H4ZM7 26V25H6ZM8 26H9V23H8ZM8 26H7V28H8ZM30 26V25H29ZM33 28H36V27H34V25H31ZM39 26H41V25H39ZM54 26V25H53ZM52 26V27H53ZM71 26H73L74 27V25H71ZM81 26V25H80ZM84 26V25H83ZM109 26L111 27V30L109 29ZM162 26V25H161ZM183 26H184V24H183ZM206 26V25H205ZM28 27V26H27ZM42 27V26H41ZM55 27H57V26H55ZM54 27V28H55ZM85 27H87V25L85 26ZM91 27H92V25H91ZM101 26H99V28H100ZM123 27V26H122ZM167 27V26H166ZM204 27V26H203ZM202 27V28H203ZM209 27V26H208ZM211 27V26H210ZM209 27V28H210ZM232 27V26H231ZM230 27V28H231ZM237 27V26H236ZM6 28V27H5ZM16 28V27H15ZM45 29H46V27H44ZM49 28H51V26L49 27ZM53 28V29H54ZM70 28V27H69ZM77 28V27H76ZM83 28V27H82ZM88 28V27H87ZM90 28V27H89ZM93 29H94V27H92ZM89 29V30H93V29ZM98 28V27H97ZM96 28V29H97ZM124 28V27H123ZM123 28H121V29H123ZM136 28H137V26H136ZM184 28V27H183ZM229 28V29H230ZM239 28V27H238ZM0 29H2V28H0ZM30 29H32V28H30ZM39 29V28H38ZM55 29H57V28H55ZM59 29V28H58ZM72 30L73 29H75V28H71ZM70 29V30H71ZM85 29V28H84ZM83 29V30H84ZM102 29H103V27H102ZM108 29L110 30V31H108ZM139 29H140V27H139ZM161 29V28H160ZM191 29V28H190ZM189 29V30H190ZM193 29L194 28H192V31H193ZM233 29H235V28H233ZM35 30V29H34ZM36 30H37V28H36ZM42 30V29H41ZM44 30V29H43ZM47 30V29H46ZM51 30H52V28H51ZM98 30V29H97ZM101 30V29H100ZM117 30H119V32L120 31H122V33L121 34H114L113 33V31H117ZM156 30V29H155ZM158 30V29H157ZM188 29H186V31H187ZM189 30H188V32H189ZM40 31V30H39ZM53 31V30H52ZM56 31V30H55ZM54 31V34L57 32H55ZM85 31H86V29H85ZM94 31V30H93ZM125 31V32H124ZM139 31H142V30H139ZM175 31H177V32H175ZM185 31V30H184ZM31 32V31H30ZM58 32H61V31H58ZM57 32V33H58ZM96 32V31H95ZM99 32V31H98ZM102 32H104V30L102 31ZM110 32H112V35H114V36H111L110 37ZM143 33H144V30L142 31ZM142 32H140V34H142ZM163 32V31H162ZM166 32H167V29H166ZM179 32V33H178ZM180 32H181V34H180ZM224 32H227V31H224ZM223 32V33H224ZM229 32H231V31H229ZM238 32H240V31H238ZM16 33V32H15ZM38 33V32H37ZM66 32H64L63 34V36L64 37H62L63 39L65 38V41H63L62 40V42H67L68 41V43H66L67 45H65V47L67 46V48H68V46H69V49L71 50V54H73V55H78V51H77V47L75 46V44H76V42H79V41H76L77 39H78V37H76V36H74V34L72 35V36H70L71 35V33H70V31H69V33L70 34H68V33H66ZM97 33V32H96ZM134 33V34H133ZM168 33V32H167ZM228 33V32H227ZM13 34V33H12ZM28 34H30V33H28ZM40 34V33H39ZM48 34V33H47ZM94 34V33H93ZM100 34H102V33H99V35ZM202 34H204V33H202ZM222 34V33H221ZM7 35H10V33L9 34H7ZM6 35V36H7ZM18 35V34H17ZM21 35V34H20ZM31 35V34H30ZM37 37L38 35H36V34H33V37L32 38H34L35 36ZM42 35V34H41ZM40 35V36H41ZM44 35V34H43ZM49 35V34H48ZM51 35V34H50ZM150 35V34H149ZM195 35V34H194ZM219 35V34H218ZM225 35V34H224ZM11 36V35H10ZM39 36V37H40ZM47 36V35H46ZM52 36V35H51ZM62 36V35H61ZM93 36V35H92ZM95 36H98V35H95ZM101 36V35H100ZM100 36H98V37H100ZM143 36V35H142ZM142 36H140L139 35V39H142V40H140L141 42H139V39L137 40L138 41V43H141V44H143V40H145V39H143V37ZM162 36V35H161ZM170 36V35H169ZM197 36V35H196ZM212 36V35H211ZM9 37V36H8ZM17 37V36H16ZM39 37H37V41L39 40V39H41V38H39ZM125 37V38H126ZM141 37V38H140ZM163 37V36H162ZM191 37H192V35H191ZM198 37V36H197ZM233 37V36H232ZM1 38V37H0ZM9 38H11V37H9ZM8 38V39H9ZM28 38H29V36H28ZM31 38V37H30ZM29 38V39H30ZM39 38V39H38ZM45 38V37H44ZM48 38H49V36H48ZM61 38V39H62ZM81 39L80 40H82V38L83 37H80ZM94 38V37H93ZM102 38V36L98 39V38H94L95 39V43L93 44V45H99V46H102L101 44H103V41H104V39L102 40L101 39ZM122 38V37H121ZM145 38V37H144ZM29 39H27V40H29ZM52 39V38H51ZM126 39H128V38H126ZM135 39H136V37H135ZM147 39H148V37H147ZM147 39H146V41H147ZM151 39V38H150ZM169 39V38H168ZM179 39H180V37H179ZM206 39V38H205ZM225 39V38H224ZM237 39V38H236ZM239 39V38H238ZM17 40V39H16ZM22 40H24L23 38H22ZM21 40V41H22ZM56 39L54 38V41H55ZM67 40V41H66ZM99 40V41H98ZM152 40V39H151ZM184 40H185V38H184ZM30 42H32L33 43V40H29ZM35 41V40H34ZM40 41V40H39ZM50 41V40H49ZM52 41V40H51ZM94 41V40H93ZM98 41V42H97ZM102 41V42H101ZM136 41V42H137ZM145 41V42H146ZM150 41V40H149ZM179 41V40H178ZM177 41V42H178ZM186 41V40H185ZM197 41V40H196ZM2 42V41H1ZM17 42H19V40H17ZM36 42V41H35ZM35 42H34V44H35ZM73 42H74V45L73 46H71L72 44H73ZM132 42V41H131ZM181 42V41H180ZM202 42V41H201ZM201 42H199V43H201ZM238 42V41H237ZM3 43V42H2ZM31 43V44H32ZM43 43H45V42H43ZM48 43V42H47ZM111 43V44H110ZM185 43V42H184ZM183 43V44H184ZM206 43V42H205ZM33 44V45H34ZM48 44H50V43H48ZM48 44H47V47H46V49L45 50H42L44 53H45V51H47V52H49L50 53V51L49 50H47V48L48 49H50L49 47L51 46V45H49V47H48ZM52 44V43H51ZM69 44V45H68ZM120 44V45H119ZM127 44V43H126ZM146 44H148V43H146ZM164 44V43H163ZM166 44V43H165ZM182 44V46H184V45H186L187 46V44H188V42H187V44H184L183 45ZM237 44V43H236ZM7 45H8V43H7ZM9 45H10V43H9ZM22 45H23V42H22ZM24 45H25V43H24ZM23 45V46H24ZM32 45V46H33ZM45 45V44H44ZM62 45V44H61ZM93 45H92V48H93ZM178 45V44H177ZM180 45V44H179ZM26 46V45H25ZM36 46V45H35ZM43 46V45H42ZM42 46H41V48H42ZM70 46H71V48H70ZM75 46V48H74V50L72 51V47H74ZM80 46V45H79ZM98 46V49H100V47ZM126 46V45H125ZM132 46V45H131ZM147 46V45H146ZM149 46V45H148ZM189 46V45H188ZM187 46V47H188ZM197 46H199V45H197ZM213 46V45H212ZM52 47V46H51ZM58 47V46H57ZM65 47H63V48H65ZM95 47V46H94ZM123 47V46H122ZM200 48L202 47V46H199ZM4 48V47H3ZM28 48V47H27ZM29 48H30V46H29ZM55 48V47H54ZM79 48V47H78ZM83 48V47H82ZM96 48V47H95ZM94 48V49H95ZM181 48V47H180ZM191 48V47H190ZM209 48V47H208ZM243 48H244V43H243ZM1 49V48H0ZM4 49H6V48H4ZM12 49V48H11ZM37 49V48H36ZM42 49H44V48H42ZM56 49V48H55ZM55 49H53V52L55 51ZM81 48H79V50H80ZM136 49H139V48H136ZM184 49H186L187 50V48H184ZM241 49H242V47H241ZM127 50V49H126ZM153 50V49H152ZM205 50V49H204ZM208 50V49H207ZM206 50V51H207ZM231 50V49H230ZM1 51H2V49H1ZM4 51V50H3ZM68 51V50H67ZM85 51V50H84ZM97 51V50H96ZM147 51V52H146ZM193 51V50H192ZM203 51V50H202ZM239 51V50H238ZM241 51V50H240ZM16 52V51H15ZM29 52H31V51H29ZM34 52V51H33ZM38 52H41V51H38ZM38 52H36V53H38ZM42 52V53H43ZM57 52V50L55 51V53ZM58 52H59V50H58ZM65 52V51H64ZM99 52V51H98ZM169 52H171V51H169ZM35 53V52H34ZM35 53V54H36ZM43 53V54H44ZM52 53V52H51ZM63 53V52H62ZM66 53V52H65ZM83 53V52H82ZM86 53V52H85ZM128 53V52H127ZM160 53V52H159ZM189 53H190V50H189ZM205 53V52H204ZM211 53V52H210ZM27 54H30V53H27ZM33 54V53H32ZM40 53H38V55H39ZM42 54V55H43ZM60 54V53H59ZM58 54V55H59ZM81 54V53H80ZM79 54V55H80ZM100 54H101V52H100ZM130 54V55H131ZM151 54V53H150ZM207 54V53H206ZM44 55H46L47 56V54L45 53ZM57 55V54H56ZM57 55V56H58ZM61 55V54H60ZM73 55H71L73 58H74V60L76 59V57H74ZM104 55V56H105ZM208 55V54H207ZM206 55V56H207ZM211 55V54H210ZM242 56H243V54H241ZM23 56H25V55H23ZM28 56L30 57V58H28ZM32 56V55H31ZM31 56L30 55H27V58H28V60L29 61H32L33 60V58H31ZM46 56H45V59H46ZM56 56V57H57ZM62 56V55H61ZM81 56V55H80ZM85 56V55H84ZM102 56V55H101ZM149 56V55H148ZM188 56V55H187ZM238 56H240V55H238ZM4 57V56H3ZM38 58H39V56H37ZM42 57V56H41ZM54 58H55V55L53 56ZM68 57V56H67ZM103 57V56H102ZM141 57V58H142ZM152 57V56H151ZM151 57H149L150 59H151ZM170 57V56H169ZM224 57V56H223ZM241 57V56H240ZM5 58V57H4ZM15 58V57H14ZM19 58V57H18ZM43 58V57H42ZM51 58V57H50ZM50 58H47V60L48 61H45V62H49V59ZM54 58H51V59H54ZM207 58V57H206ZM2 59V58H1ZM32 59V60H31ZM34 59H36L35 58V56H34ZM41 59V58H40ZM57 59V58H56ZM64 59V58H63ZM106 59V60H107ZM111 59V60H110ZM121 59V60H120ZM152 59H154L153 57H152ZM16 60V59H15ZM94 60V59H93ZM176 60V59H175ZM207 60V59H206ZM241 59H239V61H240ZM27 61V60H26ZM36 61V60H35ZM42 61V60H41ZM53 61V60H52ZM62 61V60H61ZM64 61H65V59H64ZM95 61V60H94ZM170 61V60H169ZM198 61V60H197ZM203 61V60H202ZM238 61V62H239ZM67 62V61H66ZM65 62V63H66ZM69 62V61H68ZM70 62H72L71 60H70ZM76 62V61H75ZM85 62V61H84ZM95 62H97V61H95ZM112 62V61H111ZM110 62V63H111ZM172 62V61H171ZM209 62V61H208ZM243 62V61H242ZM26 63V62H25ZM36 63V62H35ZM58 63V62H57ZM65 63H63V64H65ZM77 64H78V62H76ZM76 63H75V65H76ZM116 63V64H115ZM240 63V65L242 64L241 62H239ZM8 64H10L9 62L7 63V65ZM12 64H13V62H12ZM28 64V63H27ZM44 64V63H43ZM49 64H51V63H49ZM68 64V63H67ZM67 64H66V66H67ZM59 64H57V66H58ZM70 65H72V64H69V67H72V66H70ZM84 65H85V63H84ZM150 65H152V62H151V64ZM154 65V64H153ZM156 65V64H155ZM182 65V64H181ZM27 66V65H26ZM98 66V65H97ZM100 66V65H99ZM100 66V67H101ZM157 66V65H156ZM163 66V65H162ZM212 66V65H211ZM28 67V66H27ZM26 67V68H27ZM82 67V66H81ZM81 67H79V68H81ZM226 67V66H225ZM238 67V66H237ZM241 67V66H240ZM239 67V68H240ZM15 68V67H14ZM52 68V67H51ZM62 68V67H61ZM76 68H78V67H76ZM164 68V67H163ZM171 68V67H170ZM11 69V68H10ZM19 68H16V70H18ZM30 69V68H29ZM34 69H35V67H34ZM37 69V68H36ZM38 69H41V68H38ZM67 69H68V66H67ZM82 69V68H81ZM84 69V68H83ZM205 69H206V67H205ZM236 69V68H235ZM1 70H2V68H1ZM77 70V69H76ZM165 70H166V68H165ZM215 70V69H214ZM218 70V69H217ZM52 71V70H51ZM84 71V70H83ZM95 71H93L94 73H95ZM168 71V70H167ZM0 72H2V71H0ZM19 72H21V70H19ZM29 72V71H28ZM31 72V71H30ZM60 72V71H59ZM71 72V71H70ZM79 72V71H78ZM113 72V71H112ZM215 72H216V70H215ZM248 72V71H247ZM246 72V73H247ZM22 73V72H21ZM20 73V74H21ZM49 73H50V71H49ZM54 73V72H53ZM61 73V72H60ZM84 73V72H83ZM86 73V72H85ZM218 73V72H217ZM69 74V73H68ZM71 74H72V72H71ZM70 74V75H71ZM76 74V73H75ZM99 74H101V73H99ZM105 74V73H104ZM188 74V73H187ZM191 74V73H190ZM215 74V73H214ZM235 74V73H234ZM50 75V74H49ZM55 75V74H54ZM77 75V74H76ZM88 75V74H87ZM86 75V77L85 78H82V79H86V81H88L90 78H92L91 79V81L94 79L93 77H89V76H87ZM92 75V74H91ZM103 75V74H102ZM101 75V76H102ZM45 76V75H44ZM52 76V75H51ZM62 76V75H61ZM80 76V75H79ZM85 76V75H84ZM98 76V75H97ZM100 76V75H99ZM104 77H105V75H103ZM102 76V77H103ZM179 76H180V74H179ZM190 76H192V75H190ZM206 76V75H205ZM241 76V75H240ZM239 76V77H240ZM60 77V76H59ZM76 77V76H75ZM80 77H82V76H80ZM80 77H78V80H79V78ZM89 77V78H88ZM107 77V76H106ZM105 77V78H106ZM220 77V75L218 76V81H217V83L218 82H223V79H224V77H223V79H221V77ZM6 78V77H5ZM21 78V77H20ZM42 78H44V77H42ZM58 78V77H57ZM70 78V77H69ZM99 78V77H98ZM105 78H103V79H105ZM107 78H110V77H107ZM106 78V79H107ZM175 78V77H174ZM225 78H226V76H225ZM241 78V77H240ZM26 79V78H25ZM64 79V78H63ZM72 79V78H71ZM77 79V78H76ZM81 79V80H82ZM101 79V78H100ZM106 79H105V81H106ZM113 79V78H112ZM118 79H116V81L118 80ZM7 80H9V79H7ZM55 80V79H54ZM72 80H74V78L72 79ZM78 80H76V81H78ZM81 80H79L77 83L78 84H80V83H84V85H85V82L86 81H84V82H80ZM111 80V79H110ZM151 80V81H150ZM211 80V79H210ZM237 80H239V79H237ZM2 81V80H1ZM0 81V82H1ZM14 81V80H13ZM65 81V80H64ZM75 81V80H74ZM90 81V80H89ZM109 81V79L106 81V82H108ZM114 81V80H113ZM112 81V82H113ZM177 81V80H176ZM214 81V80H213ZM212 81V82H213ZM4 82V81H3ZM7 82V81H6ZM49 82V81H48ZM63 82V81H62ZM94 82H93V84H94ZM124 82H129L130 84H131V82H133V85H135L134 84V82L136 83V82H138L137 84H140L139 82H142L141 83V86L142 85H144V83L145 82H147V84H149L148 82H151V87L150 86H148L146 83H145V85L141 88L140 86L138 87V91H139V93L137 92H135L134 94H133V92L137 89H135L134 87H133V89H135V90H133V92H129V88L127 87V85L124 83ZM152 82H154V84H157V82H158V84L156 85L157 87H159V89H157L156 88V86L153 84V86L154 87H152ZM156 82V83H155ZM174 82V81H173ZM189 82H191V81H189ZM240 82V81H239ZM58 83V82H57ZM66 83L68 84V83H70V80L67 82L66 81ZM75 84V82H71V89H72V84ZM87 83V82H86ZM214 83H215V81H214ZM224 83V82H223ZM46 84V83H45ZM50 84V83H49ZM52 84V83H51ZM73 84V86H74V88H75V90H79V89H76L77 87H78V85L76 84V86ZM90 84V83H89ZM130 84H129V86H130ZM84 85H82V86H84ZM87 85H88V83H87ZM87 85H85V86H87ZM97 85V84H96ZM105 85V86H104ZM133 85H131V86H133ZM212 85V84H211ZM220 85H221V83H220ZM49 86V85H48ZM68 86H69V84H68ZM89 86V85H88ZM94 86V85H93ZM97 86V87H98ZM102 86V87H101ZM136 86H138V85H136ZM180 86V85H179ZM69 87V88H70ZM80 87H81V85H80ZM219 87V86H218ZM227 87V86H226ZM54 88V87H53ZM73 88V89H74ZM82 88H84V87H82ZM81 88V89H82ZM103 88H102V90H103ZM131 88V87H130ZM70 89V90H71ZM72 89V90H73ZM80 89V90H81ZM91 89V88H90ZM96 89V88H95ZM163 89H164V87H163ZM167 89V88H166ZM215 89V88H214ZM217 89V88H216ZM224 89H225V87H224ZM42 90V89H41ZM74 90V91H75ZM79 90V91H80ZM85 90V89H84ZM84 90H82V91H84ZM99 90H101V89H98V92H97V96L99 97V98H101V97H104V98H110V96L108 97V96H106V94H102L101 95V97H100V94H101V92L99 91ZM155 90H153V91H155ZM219 90V89H218ZM236 90V89H235ZM65 91H67V89H65ZM64 90H63V92L62 93H64L65 92ZM69 91V90H68ZM86 91H88L87 89L85 90V93L86 94H82V96L83 95H86V99H89V98H91V97H89V96H91V93L92 92H90V93H88V92H86ZM91 91H93V90H91ZM121 91H123V92H121ZM130 91H132V90H130ZM137 91V90H136ZM155 91V92H156ZM239 91H241V90H239ZM41 92V91H40ZM59 92V91H58ZM70 93H71V91H69ZM73 92V91H72ZM95 92V91H94ZM93 92V93H94ZM100 92V93H99ZM118 92H120V94L118 93ZM143 92V91H142ZM154 93V92H152L153 93V95H148V93H145V95L147 94L148 96H154L153 98L155 99L156 98V96L157 95H159L160 96V94L161 93ZM183 92V91H182ZM188 92V91H187ZM230 92V91H229ZM233 92V91H232ZM231 92V93H232ZM30 93V92H29ZM67 92H65L64 94H65V97L67 98V99H71V97H70V95L72 94H66ZM81 93V92H80ZM80 93H79V95H80ZM84 93V92H83ZM87 93L89 94V96H88V98H87ZM99 93V94H98ZM103 93V92H102ZM119 94V96H118V94ZM122 93V94H121ZM124 93V94H123ZM235 93H236V91H235ZM55 94V93H54ZM57 94V93H56ZM61 93H59V95H60ZM64 94H62V95H64ZM125 94H128V95H125ZM156 96H155V95ZM177 95H178V93H176ZM45 95V94H44ZM58 95V97H60ZM61 95V96H62ZM67 95H68V97H70V98H68L67 97ZM74 95H76V94H73V95H71V96H74ZM121 95V96H120ZM123 95H124V97H123ZM138 95H136L137 97H138ZM142 97H143V95L142 94H140ZM166 95V94H165ZM56 96V95H55ZM55 96H53V97H55ZM106 96V97H105ZM115 96V97H114ZM159 96L157 97V98H159ZM239 96V95H238ZM246 96V95H245ZM47 97L49 98V95H47ZM52 97V98H53ZM57 97V96H56ZM57 97V98H58ZM63 97V96H62ZM77 97H78V93H77ZM85 97V96H84ZM178 97V96H177ZM235 97V96H234ZM243 97V96H242ZM74 98V97H73ZM79 98V97H78ZM78 98H74V99H78ZM83 98V97H82ZM103 98V99H104ZM107 98H106V100H107ZM140 98V97H139ZM156 98V99H157ZM181 99H182V97H180ZM247 98V97H246ZM250 98V97H249ZM27 99V98H26ZM36 99V98H35ZM60 99V101H62L61 100V98H59ZM80 99H81V97H80ZM126 99H128V100H130L129 98H126ZM153 99V100H154ZM180 99V100H181ZM240 99V98H239ZM251 99V98H250ZM46 100V99H45ZM57 100V99H56ZM71 100H73V99H71ZM84 100H85V98H84ZM105 100V99H104ZM111 100V99H110ZM127 100V101H128ZM135 100V99H134ZM153 100H151V101H153ZM182 100H184V99H182ZM192 100V99H191ZM195 100V99H194ZM194 100H193V102H194ZM236 100V99H235ZM68 101V100H67ZM76 101V100H75ZM92 101V100H91ZM91 101H88V102H91ZM118 101V102H119ZM124 101V100H123ZM122 101V102H123ZM126 101V102H127ZM143 101V100H142ZM157 101V100H156ZM155 101V102H156ZM160 101V100H159ZM170 101V100H169ZM172 101V100H171ZM197 101V100H196ZM56 102V101H55ZM58 102H59V100H58ZM58 102H57V104H58ZM70 102H72V103H70ZM69 103L72 105L73 103L75 104H77V101L76 102H73V101H70ZM84 102H87L86 100L84 101ZM98 102V101H97ZM97 102H95V103H97ZM122 102L121 103H119V104H122ZM129 102H131V101H129ZM128 102V103H129ZM140 102V101H139ZM162 102V101H161ZM183 102V101H182ZM185 102V101H184ZM183 102V103H184ZM237 102H238V100H237ZM253 102V101H252ZM46 103V102H45ZM44 103V104H45ZM163 103V102H162ZM166 103H167V100H166ZM230 102H228V104H229ZM63 104V103H62ZM70 104H68V105H70ZM86 104V103H85ZM93 104V103H92ZM112 104V103H111ZM113 104H115V103H113ZM129 104H131V103H129ZM168 104H170V103H168ZM248 104V103H247ZM46 105V104H45ZM60 105H61V103H60ZM88 105V104H87ZM86 105V106H87ZM155 105V104H154ZM165 105V104H164ZM185 105H186V103H185ZM227 105V104H226ZM230 105V104H229ZM39 106V105H38ZM73 106H76V105H73ZM80 106H82V105H79V107ZM86 106H83V107H86ZM90 106V105H89ZM93 106V105H92ZM98 107H99V104L97 105ZM161 106V105H160ZM225 106V105H224ZM231 106V105H230ZM235 106V105H234ZM233 106V107H234ZM37 107V106H36ZM41 106H39V108H40ZM46 107V106H45ZM104 107V106H103ZM124 107V106H123ZM133 107V106H132ZM164 107V106H163ZM186 107V106H185ZM209 107V106H208ZM241 107V106H240ZM249 107H250V105H249ZM248 107V108H249ZM256 107V106H255ZM38 108V107H37ZM227 108V107H226ZM67 109V108H66ZM70 109V108H69ZM92 109V108H91ZM113 109H117V108H113ZM112 109V110H113ZM143 109V108H142ZM146 109V108H145ZM144 109V110H145ZM232 109V108H231ZM250 109V108H249ZM36 110H38V109H36ZM75 110V109H74ZM111 110V111H112ZM128 110V109H127ZM140 110V109H139ZM138 110V111H139ZM156 110V109H155ZM190 110V109H189ZM34 111V110H33ZM33 111H31V112H33ZM39 111V110H38ZM69 111V110H68ZM87 111V110H86ZM104 111H106L107 112V110H104ZM129 111H131L130 109L128 110V112ZM136 111V110H135ZM135 111H133V109H132V112L134 113ZM138 111H136V112H138ZM161 111H162V109H161ZM238 111V110H237ZM236 110H235V112H237ZM241 111V110H240ZM239 111V112H240ZM45 112V111H44ZM61 112V111H60ZM71 112V111H70ZM127 112V113H128ZM164 112V111H163ZM165 112H167V111H165ZM169 112V111H168ZM167 112V113H168ZM186 112V111H185ZM195 112V111H194ZM224 112H226V111H224ZM49 113V112H48ZM64 113V112H63ZM67 113H69V112H67ZM72 113H76V112H72ZM78 113V112H77ZM80 113V112H79ZM98 113V112H97ZM96 113V114H97ZM110 113V112H109ZM113 113V112H112ZM126 113V112H125ZM153 113V112H152ZM160 113V112H159ZM162 113V112H161ZM170 113V112H169ZM183 113V112H182ZM197 113V112H196ZM256 113V112H255ZM32 114V113H31ZM34 114V113H33ZM43 114V113H42ZM41 114V115H42ZM108 114V113H107ZM114 114V113H113ZM164 114V113H163ZM189 114V113H188ZM204 114V113H203ZM238 114V113H237ZM62 115V114H61ZM60 115V118H62L63 119V117ZM66 115V114H65ZM68 115V114H67ZM76 115V114H75ZM79 115V114H78ZM111 115V114H110ZM131 115H133V114H131ZM139 115V114H138ZM161 115V114H160ZM159 115V116H160ZM170 115H171V113H170ZM198 115V114H197ZM239 115H240V113H239ZM248 115V114H247ZM257 115V114H256ZM17 116V115H16ZM31 116V115H30ZM48 116V115H47ZM73 116V114L70 116V117H72ZM77 116V115H76ZM124 116H125V114H124ZM169 116V115H168ZM20 117V116H19ZM38 117V116H37ZM42 117V116H41ZM64 117H66V116H64ZM75 117V116H74ZM82 117H84V116H82ZM85 117H87V116H85ZM84 117V118H85ZM104 117V116H103ZM114 117H116V116H114ZM119 117H121V116H119ZM126 117V116H125ZM250 117V116H249ZM69 118V117H68ZM73 118V117H72ZM89 118V117H88ZM92 118H94V117H92ZM99 118V117H98ZM101 118V117H100ZM109 118H111V116H109ZM152 118H154V117H152ZM238 118V117H237ZM251 118V117H250ZM20 120V118H17V120ZM37 119V118H36ZM65 119H67V118H65ZM65 119H63L65 122H67ZM70 119V118H69ZM69 119H67V120H69ZM75 119V118H74ZM73 119V120H74ZM102 119V118H101ZM105 119V118H104ZM115 119H117V118H115ZM119 119V118H118ZM121 119V118H120ZM120 119H119V121H120ZM123 119V118H122ZM122 119H121V121H122ZM127 119V118H126ZM149 119V118H148ZM148 119H146V120H148ZM184 119H185V117H184ZM187 119H189V118H187ZM248 119V118H247ZM23 119H21L20 121H22ZM52 120V119H51ZM61 120V119H60ZM72 120V119H71ZM73 120H72V122H73ZM81 120V119H80ZM80 120H78V118H77V120H75V123L77 122V121H80ZM92 120V119H91ZM96 120V119H95ZM100 120V119H99ZM99 120H97V121H93V122H98V123H92V125L93 124H95L96 126L98 125V124H100V122H103L102 120L99 122ZM114 120V119H113ZM123 120H125V118L123 119ZM144 120H145V118H144ZM252 120V119H251ZM16 121V120H15ZM14 121V122H15ZM19 121V122H20ZM59 121V120H58ZM84 121V120H83ZM120 121V122H121ZM188 121V120H187ZM10 122H12V121H10ZM9 122V123H10ZM26 122V121H25ZM57 122V121H56ZM65 122H63V121H61L60 123H59V125H58V127H61V128H58L57 127V130H56V128H55V132L57 131L58 132V129H61V130H59L60 131V133H58V138H54L55 140L56 139H58V142L60 141L59 139H61L62 138V140H61V145H62V147L60 148V151H61V155H60V157H62V158H59V160L57 161H54V159H53V161H48V162H44V165L42 166V164H43V160L41 161L42 163H40V164H36L37 162V160H38V157L35 159V160H33V159H31L30 157H28V156H24L23 154L25 153H21V151L19 150V152L18 153H16L15 155H13V159H9L10 161H8L9 162V164L11 165V167L13 166L14 167V173L16 174L15 176H17V177H15V179L16 180H12V181H14V186H16L17 185V187H16V189H12L13 188V186H12V190H14V193L16 194H14L15 196H16V198H18V194L20 195V196H22V197H25V196H27L29 199H30V201H29V203H30V205L28 206V207H34V212L36 211V212H38V214H39V212H47V214L49 213V215L52 217H48L49 219H52L51 220V222H49V224L47 225V229H45L44 231H43V233H40V234H44V236L43 235H41V237L43 238V239H40V240H42L41 242H39L38 241V243L37 244H44L45 246L43 247V251L44 252H46V254L47 255H49V257L50 256H52V255H54V256H52V258H55V260H57L56 262H57V264H86V263H88V260H91V255L93 254V253H96L97 252V254H99V252L101 253V250L103 249V248H101V246H99L98 244H104L105 246L107 245L108 246V249H106L108 252L110 251V250H112V248H114L113 246L115 245V248H117L116 247V245L117 246H124L123 244H121V245H118V241H117V243H116V241L115 240H119V235L120 236H124L125 237V234H122L121 235V233H123L124 231L122 230V232H121V230L119 231V230H117V229H115L116 227L119 229V227L120 226H122V228H124V230L126 231V233L128 232L129 234H132V236H133V234L134 235H136V234H138V235H140V232H141V230L139 229H137L138 228V226H137V228H133V227H131V226H129V224H131L130 223V221H131V219L133 218V217H137L138 215L139 216H142V211H140L139 212V210L138 209H134L135 207H133V209L132 210H134L135 211V214H134V212L133 211H131V209L130 208H132V206L133 205H127L128 206V208L130 209V211L127 213V212H125L124 210V213H123V211L121 210V209H119L120 210V212L122 213V214H119L118 215V217H114L115 215H113V217L111 216L114 212H115V210H114V212L111 214L110 213V215H108L107 217H101V220L104 222L105 220L104 219H102V218H107L106 219V221H105V228H101V229H106L105 230V232L104 231H102L101 229L100 230H98L99 232H101V233H103V234H101L100 233V236L101 235H103L102 237H101V239H97L96 237H95V240L93 239V238H91L92 237V235L93 236H96V235H94V234H97V233H99L98 231H97V233H94L95 231H94V229H95V224L96 223H94V222H98V220H96V212L99 210V209H101V208H103V203H105L106 201H104L102 198V196L100 197L101 199H99V196L100 195H103L104 193H106L107 191H108V194L106 193L104 196V198H106L107 196V198H109L110 197V199H111V202L112 203H114V202H117L116 201V199H117V193H118V188H114V189H109L110 187L108 186V185H110L111 187H113V186H115V184L116 183H114L113 184V182H111L112 183V185H111V183H110V180H111V178L113 177V178H115V176H118V174H119V168H121V166L122 167H124L123 165H120L119 163L121 162V161H119L118 162V164L120 165V167L118 168V166H117V161H118V158H120V150H121V148H119L120 150L118 151V150H116V149H113V146H112V148L110 147V144H109V146H108V144H105V142L104 143H102V142H100V144L102 143V145H100L99 144V141H97L98 143H97V145L96 146H94V144H93V142H92V144H93V146H83L82 144L80 145V143H78V126H76L75 125V123H74V125H71V124H69V123H65ZM88 122V121H87ZM105 122V121H104ZM124 121H122V123H123ZM162 122V121H161ZM54 123V122H53ZM71 123V122H70ZM85 123V122H84ZM121 123V124H122ZM139 123V122H138ZM141 123V122H140ZM2 124V123H1ZM5 124V123H4ZM37 124V126H40L38 123H36ZM73 124V123H72ZM87 124H89V123H87ZM112 124V123H111ZM114 124H116V123H114ZM114 124H112V125H114ZM120 124V125H121ZM157 124H158V122H157ZM174 124V123H173ZM19 125V124H18ZM25 125V124H24ZM26 125H27V123H26ZM29 125V124H28ZM92 125H90L91 127H92ZM101 125V124H100ZM119 125V124H118ZM120 125H119V128H118V130L117 131H120L119 129H120ZM148 125H149V123H148ZM156 125V124H155ZM1 126V125H0ZM17 126V125H16ZM15 126V127H16ZM30 126V125H29ZM49 126V125H48ZM54 127H55V125H53ZM85 126H86V123H85ZM96 126H93V127H96ZM105 126V125H104ZM117 126V125H116ZM214 126V125H213ZM7 127V126H6ZM14 127V128H15ZM92 127V129H94ZM106 127V126H105ZM160 127H162V126H160ZM1 128V127H0ZM10 128V127H9ZM85 128V127H84ZM89 126L86 128V130L88 129L89 130ZM148 128V127H147ZM150 128V127H149ZM156 128H157V126H156ZM164 128V127H163ZM7 129V128H6ZM24 129H27V128H24ZM41 129H43L42 128V126H41ZM83 129V128H82ZM91 129V128H90ZM99 129H100V127H99ZM107 129V128H106ZM105 129V130H106ZM151 129V128H150ZM7 130H9V129H7ZM16 130V129H15ZM15 130H14V132H15ZM84 130V133H86V134H88L86 137H88L89 136V134H90V132L88 133V130H87V132H85L86 130L85 129H83ZM83 130L82 131H80V132H83ZM102 130V129H101ZM104 130V129H103ZM109 130V129H108ZM148 130V129H147ZM146 130V131H147ZM159 130V129H158ZM95 131V130H94ZM116 131V130H115ZM181 131V130H180ZM206 131V130H205ZM262 131V130H261ZM8 133H10L11 134V132H12V130H11V132H9V131H7ZM28 132H31L30 131V129H29V131ZM97 132V131H96ZM102 132V131H101ZM106 132V131H105ZM105 132H104V134H105ZM160 133H162L161 132V130L159 131ZM186 132V131H185ZM189 132H190V130H189ZM188 132V133H189ZM7 133V134H8ZM50 133V132H49ZM52 133V132H51ZM83 133V134H84ZM91 133H92V131H91ZM121 133V132H120ZM132 133V132H131ZM187 133V132H186ZM263 133V132H262ZM16 135H17V132L15 133ZM38 134V133H37ZM46 134V133H45ZM82 134V135H83ZM99 134V133H98ZM159 134V133H158ZM192 134V133H191ZM6 135V134H5ZM9 135V134H8ZM14 135V134H13ZM25 135V134H24ZM27 135H28V133H27ZM33 135V134H32ZM36 135V134H35ZM60 135H62V136H60ZM90 135H92V134H90ZM113 135V134H112ZM128 135V134H127ZM130 135V134H129ZM15 136V135H14ZM30 136V135H29ZM50 136V135H49ZM55 136H57V134H55ZM99 135H97V136H92V137H98ZM105 136H108V135H105ZM155 136V135H154ZM198 136V135H197ZM23 137V136H22ZM40 137V136H39ZM60 137V138H59ZM81 137V136H80ZM90 138H92L91 136H89ZM102 137V136H101ZM100 137V138H101ZM103 137H104V135H103ZM113 137V136H112ZM202 137V136H201ZM16 138V137H15ZM32 138H33V136H32ZM31 138V139H32ZM46 138V137H45ZM99 138V139H100ZM157 138V137H156ZM156 138H154V139H156ZM13 139V138H12ZM12 139H10V140H12ZM16 139H18V137L16 138ZM24 139H26V138H24ZM34 139H35V136H34ZM84 138H82V140H83ZM92 139H94V138H92ZM92 139H90V140H92ZM169 139V138H168ZM9 140V141H10ZM19 140H20V138H19ZM18 140V141H19ZM80 140V139H79ZM86 140H88V138L87 139H85V141ZM96 140H98V139H96ZM157 140V139H156ZM201 140V139H200ZM13 141H15V139H13ZM32 141V140H31ZM31 141L30 140H28L27 142L29 143H31ZM34 141H36L37 142V140H34ZM84 141V142H85ZM94 141V140H93ZM100 141H101V139H100ZM110 140H108V142H109ZM112 141V140H111ZM118 141V140H117ZM131 141V140H130ZM53 142H55V141H53ZM80 142H81V140H80ZM106 142H107V139H106ZM133 142H134V139H133ZM137 142V141H136ZM234 142V141H233ZM15 143V142H14ZM13 143V145H15ZM28 143H26L27 145H28ZM32 143H34V142H32ZM153 143V142H152ZM16 144H17V142H16ZM24 144V143H23ZM37 144H39V143H37ZM45 144V143H44ZM56 144H57V142H56ZM103 144H105V145H107V146H103ZM112 144H114V142H112ZM34 145H36V143L34 144ZM41 145V144H40ZM78 145L79 146H81L82 148H83V150H86V149H84V148H92V149H89V150H87L88 152H90L91 154H90V156H89V153L87 152V151H83L81 148H79L78 149ZM2 146V145H1ZM9 146H11V144L9 145ZM31 146V145H30ZM43 146V145H42ZM41 146V147H42ZM59 146V145H58ZM119 147H120V145H118ZM161 146V145H160ZM6 147H7V145H6ZM35 147V146H34ZM44 147H45V145H44ZM187 147V146H186ZM12 148V147H11ZM15 148V147H14ZM141 148V147H140ZM145 148V147H144ZM162 148V147H161ZM160 147H159V151H160V149H161ZM19 149H21V148H19ZM26 149H27V147H26ZM38 149H40V147L38 148ZM47 149H48V147H47ZM81 149V150H80ZM12 150V149H11ZM35 150V149H34ZM34 150H33V152H34ZM40 150H43V148L42 149H40ZM137 150V149H136ZM157 150V149H156ZM177 150V149H176ZM184 150V149H183ZM202 150V149H201ZM13 152H14V150H12ZM43 151H45V149L43 150ZM48 151V150H47ZM59 151V150H58ZM82 151H83V154H82ZM128 151V150H127ZM146 151V150H145ZM144 150H143V152H145ZM158 151V152H159ZM188 151V150H187ZM30 152H31V150H30ZM29 152V153H30ZM50 152V151H49ZM131 152H133V151H131ZM130 152V153H131ZM140 152H142V151H140ZM139 152V153H140ZM148 152V151H147ZM185 152V151H184ZM5 153V152H4ZM36 153H37V151H36ZM35 152H34V154H33V156L34 155H36V156H39V154L37 153L36 154ZM41 153V152H40ZM85 153V154H84ZM86 153L88 154V156L89 157H92L93 156V159L92 160H88L87 158H85L84 156H82V155H86ZM134 153H136L135 151H134ZM139 153L137 152V154L135 155L134 154V156H136V157H138V159H139V157H140V155H139ZM160 153V152H159ZM162 153V152H161ZM28 154V153H27ZM47 154V153H46ZM45 154V155H46ZM50 154H55V153H53V152H51ZM50 154H47L46 156L48 157V159L50 160L51 158H49V157H51V155ZM56 154H58V153H56ZM151 154V153H150ZM5 155V154H4ZM3 155V156H4ZM9 155H11V154H9ZM19 155V156H18ZM29 155V154H28ZM125 155H126V150H125ZM12 156V155H11ZM30 156V155H29ZM41 156V155H40ZM40 156H39V158H40ZM131 156V155H130ZM141 156H142V153H141ZM153 156V155H152ZM46 157V158H47ZM103 157V160H104V158H106V159H108V161H103V162H101L100 161V159ZM161 157V156H160ZM164 157V156H163ZM29 158V159H28ZM124 158V157H123ZM122 158V159H123ZM142 158V157H141ZM249 158V157H248ZM5 159V158H4ZM58 159V158H57ZM81 160L84 164H82V167H81V164H80V161L79 160ZM145 159V158H144ZM171 159V158H170ZM169 159V160H170ZM242 159H244V158H242ZM7 160V159H6ZM52 160V159H51ZM150 160V159H149ZM152 160V159H151ZM150 160V161H151ZM163 160V159H162ZM245 160V159H244ZM247 160V159H246ZM249 160V159H248ZM247 160V161H248ZM3 161V160H2ZM30 161H32V162H30ZM139 161H140V159H139ZM145 161L146 162H148V160H146L145 159ZM236 161V160H235ZM234 161V162H235ZM253 161V160H252ZM1 162V161H0ZM8 162H7V168H8V170H9V167L10 166H8ZM151 162H154V161H151ZM150 162V163H151ZM168 162V161H167ZM170 162V161H169ZM205 162V161H204ZM2 163V162H1ZM39 163V162H38ZM158 163V162H157ZM232 163V162H231ZM248 163V162H247ZM5 163L3 162L2 163V165H4ZM47 164V165H46ZM80 164V165H79ZM128 164V163H127ZM159 164V163H158ZM238 164H241V163H238ZM242 164H244V163H242ZM41 165V166H40ZM78 165L82 168V169H79L78 168ZM85 165V166H84ZM139 165V164H138ZM160 165V164H159ZM182 165V164H181ZM46 166V167H45ZM83 166L85 167V168H83ZM108 166V169H109V171L110 172H112L113 174H110V173H108L107 172V174H104V171H105V169H104V171H103V168L104 167H107ZM200 166V165H199ZM231 166H234V165H230V167ZM41 167H44L43 169L45 170L44 171V173H46V172H48L49 173V175H48V173L47 174H45V175H48V177L47 176H45V177H47V179L50 177V174H55V175H58L59 177L62 175L63 176V178H65V180L64 179H61L62 181H63V184H61V186L58 184L60 181H55L54 179L55 178H50L49 180H46V178H42V177H40L41 175L43 176L44 174H39V173H41V171L42 170H38V168L40 169ZM134 167V166H133ZM138 167V166H137ZM240 167H242V166H240ZM247 167H248V164H247ZM0 168H3V167H1L0 166ZM6 168V169H7ZM156 168V167H155ZM220 168V167H219ZM236 168V166H234V169ZM239 168V167H238ZM238 168H236V169H238ZM243 168V167H242ZM241 168V169H242ZM4 169V168H3ZM2 169V170H3ZM11 170H12V168H10ZM81 171L82 170V172H78L79 170ZM86 170V172H88V173H86L85 175H84V173H83V170ZM137 169V168H136ZM141 169V168H140ZM181 169V168H180ZM246 169V168H245ZM1 170V171H2ZM11 170H10V173H11ZM38 170V174L37 175H35L36 174V171ZM124 170V169H123ZM182 170V169H181ZM186 170V169H185ZM189 170V169H188ZM40 171V172H39ZM195 171V170H194ZM198 171V170H197ZM237 171H239V169L237 170ZM252 170H250V172H251ZM134 172H137V171H135L134 170ZM187 172V171H186ZM247 172V171H246ZM43 173V172H42ZM122 173V172H121ZM139 173V172H138ZM179 173V172H178ZM182 173V172H181ZM233 173V172H232ZM240 173V172H239ZM8 173H6V175H7ZM12 174V173H11ZM98 174V175H97ZM102 174V175H101ZM173 174V173H172ZM187 174V173H186ZM234 174V173H233ZM232 174V175H233ZM236 174V173H235ZM237 174H238V172H237ZM236 174V175H237ZM247 174V173H246ZM8 175H10V174H8ZM7 175V176H8ZM40 175V176H39ZM53 175H51V176H53ZM53 176V177H56V176ZM103 175H105L104 177H103ZM114 175V176H113ZM183 175V174H182ZM27 177V179H25L26 177ZM99 176V177H98ZM102 176V177H101ZM111 176V177H110ZM144 176V175H143ZM193 176V175H192ZM191 176V177H192ZM197 176V175H196ZM239 176H240V174H239ZM244 176L245 177H242V180H241V182L240 183H242L243 182V184H245L246 185V183H248L250 180H248V178H249V175H245L244 174ZM263 176V175H262ZM58 177V178H59ZM84 177V178H83ZM106 177V178H105ZM190 177V176H189ZM210 177V176H209ZM9 178V177H8ZM10 178H11V175H10ZM9 178V179H10ZM12 178H14V177H12ZM81 178H83L84 180H82ZM123 178H125V176L123 177ZM128 178V177H127ZM140 178V177H139ZM193 178V177H192ZM192 178H191V180H192ZM196 178V177H195ZM52 179V180H51ZM106 179V180H105ZM115 179H117V178H115ZM114 179V182H116V181H118V180H115ZM126 179V178H125ZM129 179V178H128ZM194 179V178H193ZM209 179V178H208ZM232 179H234V178H232ZM231 179V180H232ZM237 179V178H236ZM241 179V178H240ZM8 180V179H7ZM54 180V181H53ZM56 180H57V178H56ZM67 180V181H66ZM139 180V179H138ZM188 180V179H187ZM191 180H190V182H191ZM197 180V179H196ZM248 180V181H247ZM1 182H2V180H0ZM4 181V180H3ZM16 181V182H15ZM112 181V180H111ZM120 181V180H119ZM195 181V180H194ZM215 181V180H214ZM220 181V180H219ZM126 182H127V180H126ZM225 182V181H224ZM231 182V181H230ZM229 182V183H230ZM2 183H4V182H2ZM8 183V182H7ZM120 183H121V181H120ZM195 183V182H194ZM205 183V182H204ZM222 183V182H221ZM1 184V183H0ZM5 184V183H4ZM108 184V185H107ZM218 184V183H217ZM226 184V183H225ZM224 184V185H225ZM228 184V183H227ZM6 185V184H5ZM10 185V184H9ZM119 185V184H118ZM215 185V184H214ZM0 186H2V185H0ZM11 186V185H10ZM9 186V187H10ZM137 186L138 187H135V189L132 191L133 193V197L134 198H139V197H143V198H140V199H143L144 200V196H148L152 191L150 190V192H148L149 190H147L146 188H144L143 187V185L141 186V185H138L137 184ZM165 186V185H164ZM2 189H3V187H1ZM0 188V189H1ZM190 188V187H189ZM200 188H201V186H200ZM221 188V187H220ZM1 189V190H2ZM6 189V188H5ZM32 189H34V190H32ZM131 189H133V188H131ZM199 189V188H198ZM40 190H41V192H40ZM157 190V189H156ZM168 190V189H167ZM7 191V190H6ZM217 191V190H216ZM246 191V190H245ZM247 191H250V189L249 190H247ZM1 192H4L3 190L1 191ZM36 192V193H35ZM37 192H40V196H42L43 197V199H39L40 197L38 196V193ZM113 192V193H112ZM153 192H155L156 193V191L154 190ZM218 192V191H217ZM257 192V191H256ZM262 192V191H261ZM10 193H13V192H10ZM41 193H42V195H41ZM110 193H112V194H110ZM161 193H163L164 195H165V193L164 192H162L161 191ZM1 194V193H0ZM131 194V195H132ZM151 194H153V193H151ZM167 194V193H166ZM239 194V193H238ZM261 194V193H260ZM13 195V194H12ZM36 195V196H35ZM143 195V196H142ZM155 195V194H154ZM169 195V194H168ZM182 195V194H181ZM1 196V195H0ZM3 196V195H2ZM1 196V197H2ZM6 196V195H5ZM8 196V195H7ZM7 196H6V198H7ZM39 197L38 199H36V197ZM119 196V195H118ZM153 196V195H152ZM157 195H155V197H156ZM230 196H233L232 194L230 195ZM229 196V197H230ZM236 196V195H235ZM154 197V198H155ZM177 197V196H176ZM234 197V196H233ZM8 198H9V196H8ZM131 198V197H130ZM182 199H184V198H187L188 199V196L187 197H181ZM217 198H219V197H217ZM236 198V197H235ZM250 198V197H249ZM263 198V197H262ZM110 199H108L109 201H110ZM140 199H137V200H140ZM145 199H146V197H145ZM151 199V198H150ZM160 199V198H159ZM162 199V198H161ZM160 199V200H161ZM189 199H190V197H189ZM209 199V198H208ZM231 199V198H230ZM236 199H238V198H236ZM236 199H232V201H233V203L235 202V200ZM243 198H241L240 200L243 202V200H242ZM101 200V201H100ZM134 200V199H133ZM142 200V201H143ZM156 200H158L157 198H156ZM167 200V199H166ZM185 200V199H184ZM25 201H26V199H25ZM108 201V202H109ZM121 201H123L122 199H121ZM132 201V200H131ZM136 201V200H135ZM151 201L152 200H148V202L149 203H151ZM154 201V200H153ZM159 201V200H158ZM189 201V200H188ZM238 201V200H237ZM257 201H259L258 199H257ZM126 202V201H125ZM138 201H136V203H137ZM141 202V201H140ZM145 201H143V203H144ZM180 202V201H179ZM26 203H28V200H27V202ZM36 203V204H35ZM96 203V205H97V207H98V209H97V211H96V209H94L95 208V206L96 205H94ZM120 203V202H119ZM134 203V202H133ZM139 203V202H138ZM142 203V202H141ZM141 203H139L140 205H141ZM142 203V204H143ZM154 203H155V201H154ZM192 203V202H191ZM226 203V202H225ZM224 202H223V204H225ZM241 203V202H240ZM253 203V202H252ZM111 204V203H110ZM122 204V203H121ZM138 204V205H139ZM220 204V203H219ZM20 205V204H19ZM27 205V204H26ZM26 205L24 204L23 206H25L26 207ZM94 205V207H92ZM105 205V204H104ZM111 205H113V204H111ZM118 205V204H117ZM136 204L134 203V206H135ZM139 205V206H140ZM145 205V204H144ZM148 206H149V204H147ZM182 205V204H181ZM226 205V204H225ZM227 205L229 206V202L227 203ZM252 205V204H251ZM90 206L93 208V209H90ZM102 206V207H101ZM106 206V205H105ZM139 206H137L138 208H139ZM151 206V205H150ZM150 206H149V208H150ZM240 206V205H239ZM136 207V208H137ZM167 207H168V205H167ZM178 207V206H177ZM259 207V206H258ZM127 208V209H128ZM141 208H144V206L142 205V207ZM141 208H139L140 210H141ZM153 208V210H154V207H152ZM152 208H151V210L150 209H148V210H150V211H152ZM163 208V207H162ZM243 208V207H242ZM257 208V207H256ZM37 209V210H36ZM104 209V208H103ZM108 209V208H107ZM115 209H116V207H115ZM127 209H126V211H127ZM145 209H146V207H145ZM145 209H144V213H145ZM39 210V211H38ZM88 210H90L89 211V213L87 214V212H88ZM105 210V209H104ZM104 210H99V212H100V214H98V216H101L102 214H104ZM137 210V211H136ZM161 210V209H160ZM30 211H31V209H30ZM94 211H96V212H94ZM103 211V212H102ZM105 211H107V210H105ZM149 211V212H150ZM155 211V210H154ZM154 211H152V213L154 212ZM244 211V210H243ZM253 211V210H252ZM40 213V215H42V214H44V213ZM84 212H86V213H84ZM117 212H118V208H117ZM139 212V214L137 215V213ZM206 212V211H205ZM257 212V211H256ZM125 213H127V214H125ZM141 213V214H140ZM143 213V214H144ZM147 214H149L148 213V211L146 212ZM161 213V212H160ZM164 213V212H163ZM231 213V212H230ZM237 213V212H236ZM252 213V212H251ZM253 213H254V211H253ZM252 213V214H253ZM258 213V212H257ZM256 213V214H257ZM37 214V215H38ZM105 214H109L108 212H106ZM114 214H117V213H114ZM147 214H145L146 216H147V218L149 217ZM159 214V212L158 213H156V216ZM261 214V213H260ZM58 216V215H62L63 216V218H62V220H61V218H60V221H57V218H55L54 216ZM80 215V216H79ZM208 215V214H207ZM222 215H223V213H222ZM221 215V216H222ZM111 216V217H110ZM151 216H154V219H157V217L155 218V215H151ZM149 217V219L147 220V218L146 217H144V218H146V220L147 221H149L152 217ZM184 216V215H183ZM246 216V215H245ZM264 216V215H263ZM38 218L40 217V216H37ZM47 217V216H46ZM142 217V218H143ZM213 217V216H212ZM226 217V216H225ZM238 217V216H237ZM244 217V216H243ZM252 217H255V215L253 214L252 215ZM250 218V219H248V220H246L245 221V223H244V226L242 227V230H240V233H244V234H252V232H253V235L252 236H254L255 234H256V230L257 231H259V232H261V233H263L262 231H261V227H262V225H260L259 224V221H256L255 222V220H257L256 218H259V214L255 217V219L254 218ZM54 218H55V220H54ZM111 218H113L112 220H111ZM140 219L141 221H143V219ZM179 218H181V217H179ZM184 219H185V217H183ZM183 218H181V219H183ZM189 218V217H188ZM209 218V217H208ZM211 218V217H210ZM261 216H260V221L262 222L263 220H264V217L262 218L263 220H261ZM26 219V218H25ZM24 219V220H25ZM40 219V218H39ZM47 219V218H46ZM49 219H48V221H49ZM114 219H118V220H116V224L114 223ZM120 219H122L123 221H124V223H122V224H120V223H118L117 224V222L120 220ZM134 219V218H133ZM137 219V218H136ZM139 219V218H138ZM183 219V220H184ZM193 219V218H192ZM213 219V218H212ZM217 219V218H216ZM59 220V219H58ZM121 220V221H122ZM140 220H138V222L140 221ZM178 220H180V219H178ZM182 220V221H183ZM214 220V222H215V218L213 219ZM26 221V220H25ZM36 221V220H35ZM35 221H34V223H35ZM41 221V220H40ZM45 221V220H44ZM137 221V220H136ZM150 221H152V220H150ZM184 221H186V220H184ZM216 221H218V220H216ZM220 221V220H219ZM221 221H223V220H221ZM225 221V220H224ZM223 221V222H224ZM227 221V220H226ZM33 222V221H32ZM37 222V221H36ZM39 222V221H38ZM133 222V221H132ZM153 222H155V221H153ZM161 222V221H160ZM174 223H175V221H173ZM190 221H188L187 222V224H185V226L184 227H186V225L187 226H189V223ZM198 222V221H197ZM209 222V221H208ZM27 223V222H26ZM33 223V224H34ZM41 223H42V221H41ZM46 222H44V224H45ZM99 223V222H98ZM151 223V222H150ZM150 223L149 224H146V229H145V232L148 234L149 232H150V228H147V225H148V227L150 226ZM158 223H159V221H158ZM158 223H156V224H158ZM204 223V222H203ZM221 223V222H220ZM225 223V222H224ZM224 223H221V224H223L222 226H224ZM228 223V222H227ZM258 223V224H257ZM263 223H264V221H263ZM39 224H40V222H39ZM92 224H94V226L92 225ZM100 224V223H99ZM98 224V225H99ZM101 224H102V222H101ZM100 224V226L101 227H103L102 225ZM133 224H135V226H136V224L137 223H133ZM133 224H131V225H133ZM142 223H140L139 225L140 226H142L141 225ZM164 224V223H163ZM171 224V223H170ZM169 224V225H170ZM216 224V223H215ZM217 224H218V222H217ZM232 224V223H231ZM256 224V226H254ZM27 225V224H26ZM42 225H43V223H42ZM41 224L39 225V226H42ZM104 225V224H103ZM119 227H118V226ZM159 225V224H158ZM157 225V226H158ZM177 225H179V224H177ZM206 225V224H205ZM34 226H36V225H34ZM37 226H38V224H37ZM99 226V227H100ZM152 226V225H151ZM160 226V225H159ZM229 226V225H228ZM235 226V225H234ZM25 227V226H24ZM114 227V228H113ZM126 227V228H125ZM168 227H173L172 226V224H171V226H168ZM179 227V226H178ZM217 227V226H216ZM218 227H219V225H218ZM27 228H28V226H27ZM30 228H32V227H30ZM34 228V227H33ZM97 228V227H96ZM121 228V227H120ZM143 228H141V229H143ZM155 228H158V227H155ZM162 228H164V226H162L161 225V228H159L161 231L160 232H164V231H162ZM219 228H221V227H219ZM224 228V227H223ZM264 228V227H263ZM99 229V228H98ZM144 229H143V231H144ZM148 229V230H147ZM153 228H151V230H152ZM166 229H167V226H166ZM173 229V228H172ZM179 229H181V228H179ZM216 229V228H215ZM222 229V228H221ZM226 229V228H225ZM234 229V228H233ZM29 230V229H28ZM128 230H132V231H134V232H132V231H128ZM147 230V231H146ZM154 230V229H153ZM156 230H158V229H156ZM156 230H154L155 232H156ZM169 230V229H168ZM182 230V229H181ZM184 230V229H183ZM212 230V229H211ZM229 230V229H228ZM136 231H140L139 233H137ZM159 231V230H158ZM167 231V230H166ZM173 231V230H172ZM177 231H179V230H177ZM186 231V230H185ZM213 231V230H212ZM217 231H219L218 229H217ZM222 231V230H221ZM221 231H219V232H221ZM227 231V230H226ZM237 231V230H236ZM36 232V231H35ZM34 232V233H35ZM45 232V233H44ZM131 232V233H130ZM153 232V231H152ZM234 232V231H233ZM125 233V232H124ZM142 233V232H141ZM146 233H143V234H145L146 235ZM165 233V232H164ZM174 233H177V232H174ZM186 233V232H185ZM143 234H141L140 236H142ZM159 234V233H158ZM213 234V233H212ZM39 235V234H38ZM137 235V236H138ZM145 235H143L144 237V239L146 238L145 237ZM151 235L152 234H150L149 236L151 237ZM166 235V234H165ZM176 235V234H175ZM178 235V234H177ZM183 235H185V234H182L181 236L183 237ZM201 235V234H200ZM222 235H225V234H223L222 233ZM233 235V234H232ZM256 235H258V233L256 234ZM31 236H33V235H31ZM35 236V235H34ZM97 236H99V235H97ZM123 236L121 237V241H122V238H123ZM128 236V235H127ZM130 236V235H129ZM137 236H134V238L135 237H137ZM155 236H157L156 234H155ZM162 236V235H161ZM160 235H159V237H160V239L162 238ZM163 236H164V234H163ZM189 236H190V234H188V235H185V238H189ZM195 236V235H194ZM251 236V235H250ZM250 236H248V237H250ZM147 237H148V235H147ZM159 237H157L158 239H159ZM165 237H167V235L165 236ZM172 237L174 238L175 236L174 235H172ZM191 237V236H190ZM200 237V236H199ZM218 237V236H217ZM230 237V236H229ZM257 237V236H256ZM255 236L253 237V238H256ZM117 238V239H116ZM149 238V237H148ZM156 238V239H157ZM164 238V237H163ZM178 238H179V236H178ZM177 237H175V239H178ZM184 238V237H183ZM184 238V239H185ZM252 238V239H253ZM257 238H259V240L258 241H262L261 243H264L263 241H264V237H261V236H259L258 235V237ZM260 238H262V239H260ZM38 239V238H37ZM37 239H36V241H37ZM92 239V240H91ZM96 239H97V241H96ZM126 239V237L124 238V240ZM127 239H128V237H127ZM126 239V241H129L130 243H132L131 242V240L133 239H131V240H127ZM144 239H141L140 238V240H139V242H141V240L142 241H144ZM147 239V238H146ZM152 239H154V238H152ZM159 239V240H160ZM179 239H181V237L179 238ZM226 239H227V237H226ZM234 239V238H233ZM39 240V239H38ZM94 240V242L96 241V243H92V241ZM123 240V241H124ZM150 240V239H149ZM155 240V239H154ZM181 240H183V239H181ZM181 240L178 242V240H176L178 243H180L181 242ZM207 240V239H206ZM229 240V239H228ZM120 241V242H121ZM122 241V242H123ZM137 241V240H136ZM148 241V240H147ZM173 241V240H172ZM184 241V240H183ZM186 241V240H185ZM201 241V240H200ZM235 241H236V239H235ZM145 242V241H144ZM143 242V243H144ZM151 242V241H150ZM230 242V243H229ZM229 242L228 241H226V244L227 243H229V244H231L232 243V241L231 240H229ZM234 242V241H233ZM237 242H239V241H237ZM129 243V244H130ZM138 242H136V244H137ZM155 243H156V241H155ZM163 243V242H162ZM171 242H169V244H170ZM182 243V242H181ZM188 243V242H187ZM200 243V242H199ZM215 243V242H214ZM216 243H218V242H216ZM235 243V242H234ZM234 243H232V244H234ZM2 244H5V243H2ZM90 244V245H89ZM91 244L93 245L92 247H94V246H96L95 244H97V246H98V250H99V247L101 248V250H99V251H94L93 253L92 252H90V248H92V247H90L91 246ZM112 244H114V245H112ZM128 243H126L125 242V245H127ZM128 244V245H129ZM133 244V243H132ZM138 244H142V243H138ZM146 244V243H145ZM192 244H194V243H192ZM195 244H197L196 243V241H195ZM213 244V243H212ZM221 244V243H220ZM235 244H237V243H235ZM259 244H260V242H259ZM88 245V246H87ZM134 245V244H133ZM132 245V246H133ZM162 245V244H161ZM176 245V244H175ZM182 245V244H181ZM250 245H251V242H250ZM37 246V245H36ZM136 246V245H135ZM138 246L139 245H137L136 247H135V250L137 251V252H139V253H137L136 251H129V250H126V249H124L125 251V254H124V252H122V254H124L125 256L126 255H128V254H130V252L132 253V254H134V255H132L131 256V254H130V256H131V258L134 256L135 258H138V260L140 259V256L138 255V254H140V255H142L144 252H147L148 251V249L147 250H145V248H144V250H143V246L141 245V246H139V247H141L142 249H140V248H138ZM153 246H155V244L153 245ZM159 246V245H158ZM170 246H172V245H170ZM179 246V245H178ZM90 247V248H89ZM121 247H118V249L119 248H121ZM131 248V246H127L126 248ZM146 247V246H145ZM169 247V246H168ZM183 248H184V246H182ZM187 247H188V245H187ZM211 247V246H210ZM236 247V246H235ZM234 247V248H235ZM253 247V246H252ZM263 247H264V245H263ZM262 247V250H264V248ZM111 248V249H110ZM125 248V247H124ZM180 248H181V246H180ZM183 248H181V249H183ZM192 248V247H191ZM203 248H204V246H203ZM206 248V247H205ZM237 248V247H236ZM40 249H42V246L40 247ZM105 249V248H104ZM110 249V250H109ZM167 248L165 247L164 248V250H162L160 253H162L163 255H166L167 253L165 252V250H166ZM179 249V248H178ZM185 249V248H184ZM187 250H188V248H186ZM94 250H95V248H94ZM120 250V249H119ZM118 250V251H119ZM123 250V249H122ZM168 250V249H167ZM166 250V251H167ZM177 250V249H176ZM180 250V249H179ZM250 250V249H249ZM248 250V248H239V250H237V252L239 253L240 251L243 253H247L248 254V252H251L253 255H257L256 253H259L260 251H261V247L260 248H258V247H256V248H252V250H250L249 251ZM39 251V250H38ZM92 251H93V248H92ZM116 251V253H118L117 252V250H115ZM115 251H113V254H114V252ZM141 251H143L142 253H141ZM219 251V250H218ZM217 251V252H218ZM106 252V251H105ZM104 251L102 252V254H99L100 256L101 255H103L104 253H105ZM108 252H106L107 253V255L108 256H110L109 254H111L110 252L108 253ZM182 252V251H181ZM216 252V253H217ZM236 252V253H237ZM240 252V253H241ZM38 253V252H37ZM89 253H91L90 255H89ZM126 253H128V254H126ZM165 253V254H164ZM203 253V252H202ZM210 253V252H209ZM215 253V254H216ZM223 253H225L224 251H223ZM113 254H111V257H112V255ZM119 254H121V253H119ZM122 254L121 255H119V257L121 256V257H123L122 256ZM162 254H160V256L162 257L163 255ZM174 254V253H173ZM180 254V253H179ZM211 254H213V253H211ZM231 254V253H230ZM260 254V253H259ZM258 254V255H259ZM36 255V254H35ZM95 255V254H94ZM93 255V256H94ZM116 255V254H115ZM178 255V254H177ZM182 255V254H181ZM217 255V254H216ZM227 255V254H226ZM244 255V254H243ZM90 256V259L88 258ZM92 256V258H94L95 256H96V258L97 257H100V256H97V255H95L94 257ZM104 256V255H103ZM124 256V259L125 258H127V257H125ZM129 256V257H130ZM159 256V257H160ZM198 256V255H197ZM107 257V256H106ZM113 257H114V255H113ZM113 257H112V260H113ZM116 257H118L117 255H116ZM115 257V258H116ZM128 257V258H129ZM133 257V258H134ZM147 257V256H146ZM158 257V258H159ZM170 257H172V256H170ZM183 257V256H182ZM206 257V256H205ZM224 257H226V256H224ZM260 257V256H259ZM109 258V257H108ZM133 258H132V260H133ZM207 258V257H206ZM235 258V257H234ZM244 258H245V260H246V257L244 256ZM258 258V257H257ZM98 259V261L99 260H101L102 258L100 257V259L99 258H97ZM110 259V258H109ZM123 259V260H124ZM144 259H145V257H144ZM144 259H142V260H144ZM250 259V258H249ZM263 259V258H262ZM52 260V259H51ZM55 260L53 261V262H55ZM93 260V259H92ZM92 260L90 261L91 263H92ZM104 260V259H103ZM107 260V258H105V260L104 261H106ZM120 260H122V258H120ZM135 260V259H134ZM138 260H137V263H138ZM159 260V259H158ZM182 260V259H181ZM189 260V259H188ZM195 260V259H194ZM225 260V259H224ZM226 260H229V259H226ZM232 260H233V258H232ZM231 259H230V261H232ZM245 260L243 261V262H245ZM251 260H253L252 258H251ZM256 260V259H255ZM260 260H261V258H260ZM264 260V259H263ZM49 261V260H48ZM95 261H96V259H95ZM94 261V263H96V262H98V261H96L95 262ZM127 261V260H126ZM129 261H130V259H129ZM127 262V263H130V262ZM146 261V259L144 260V261H140V262H145ZM183 261V260H182ZM223 261V260H222ZM235 261V260H234ZM257 261V260H256ZM55 262V263H56ZM101 262H103L102 260L100 261V263ZM107 262H108V260H107ZM111 262H114V260L113 261H111ZM124 263H125V260L123 261ZM132 262V261H131ZM149 262H150V260H149ZM165 262V261H164ZM163 262V263H164ZM223 262H225V264H226V261H223ZM229 262V261H228ZM262 262V261H261ZM20 263V262H19ZM90 263V264H91ZM93 263V264H94ZM110 263V262H109ZM134 263V262H133ZM232 263V262H231ZM246 263V262H245ZM51 264H52V262H51ZM89 264V263H88ZM98 264V263H97ZM101 264H108V263H101ZM110 264H115V263H110ZM140 264H142V263H140ZM162 264V263H161ZM193 264V263H192ZM196 264V263H195ZM217 264V263H216ZM221 264H222V262H221ZM235 264V263H234ZM248 264V263H247ZM259 264V263H258Z\"/></svg>",
    "mask_w": 264,
    "mask_h": 264
}]
</instances>
